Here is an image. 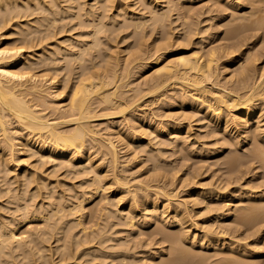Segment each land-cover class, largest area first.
Wrapping results in <instances>:
<instances>
[{"label":"bare ground","instance_id":"obj_1","mask_svg":"<svg viewBox=\"0 0 264 264\" xmlns=\"http://www.w3.org/2000/svg\"><path fill=\"white\" fill-rule=\"evenodd\" d=\"M66 1H68V0H66ZM110 1V0H109ZM125 1V0H124ZM255 1V0H254ZM257 1V0H256ZM255 1V2H256ZM254 2V4L256 5V3H258V2H260L259 0L255 3ZM264 1H262V3H263ZM61 3H63V2H61ZM60 3V4H61ZM83 3H86V1L84 2H82L81 4L83 5ZM261 2L260 3H258V4H260L261 6H260V8H258L257 6H259L258 4L255 6V7H253V8H256L257 7V11L256 10H254V11H256L257 13L259 12L258 11V9L260 10L261 8H262V4ZM81 4H79V5H81ZM110 4V3H109ZM241 4V3H240ZM59 1L58 0H0V180H1V182L2 183H0V185H2V187H0V202H1V200L4 198L5 200H7L8 198V200L6 201V202H4V201H2V203H0V204H2L1 206H0V209L2 210V208L4 207H8V209H10V211L12 210V208H10L9 207V205H6V204H10V202H12L11 204H13V206H15V205H17V203H18V200H19V198H21L20 197V195L18 196H15V192L14 191H16V194L18 193L17 192V190H18V187H17V185L18 184H16V183H18L20 180H19V178H28V180H29V182L31 183V181H32V183L33 182H36V186H35V190L33 191V190H31L30 191V189L28 188V186H27V188L29 189V191H30V194H28V195H30V199L32 198L33 199V201H35V200H37L38 198L37 197H39L40 195H44V194H42V189L44 188L45 189V187H47L48 186V184L46 183V178H47V176H41L40 174H39V172L40 171H38L37 173H36V164H34V167L35 168H32V169H29V163H28V160H30V157H33V156H38L37 158H39L38 160H40V161H38V162H40V165L41 166H43L44 164H45V162H46V160H51L52 162H54V161H56L57 163H58V161L60 160L61 162L63 161V162H67V164L68 163H71V164H68V166L71 168V165H75L74 163H76L77 161L79 162V161H81V162H85L86 163V161L87 162H89L90 160L92 161L93 159H91V157L93 156L92 155V153L94 152H92V153H89L90 152V150H91V147H90V145H92V144H95L96 145V152H94V154H96L97 152L99 153H101V158L103 159V161H102V159H101V162H104V160H106L107 162H106V165L107 164H109V165H107V166H109V168H110V173L112 172V177H110L111 175L109 174V173H107V174H109V175H107V174H105V172H101L102 174H98V181H99V184H100V182H102V181H104V180H106L107 178H110L109 179V182H106V184H103L102 186H97L98 188H100L102 191H104V192H106L107 190H110V186H112V185H116L115 187H117L118 189H124V188H126V193H127V195L126 196H124L123 197V199H125L126 198V200H127V202H126V200H125V202H126V204H124V205H121V206H119V202L121 201L122 202V198H115V200H117V201H115V202H113V203H115L116 204V207H114L116 210H113V211H115V213L117 212V217H120V215H121V217L123 218V216H124V218L126 217V219H128V221H126V222H128V225H129V223L130 224H132V227H134L135 225H136V222L137 221H139V220H136V219H138V217H137V215H139V214H137V213H139V212H141L142 210H146V208L147 207H149V205H151V204H149V201L151 200L150 198H153L154 196H158V195H160L161 197L162 196H164V198L166 199V200H164V201H166L168 204H169V201H170V199L171 198H175V197H177V191L176 190H179V189H176V190H167V187L169 186L170 187V185L168 184V186L166 187V182H168V180L165 182V183H161L160 181H161V179H164V178H166L165 177V174L164 173H169V170H172L173 169V167H172V169L171 168H168L167 166H169L168 164H167V166H166V164H165V167L167 168V169H169L168 171L167 170H164V169H160V168H162V165L165 163H163V164H158L159 166H160V168L156 165V168L158 167L159 169H160V171H159V173H158V171H157V169L156 168H153V165H152V167H151V170H152V168L153 169H155V171H157L155 174L156 175H154L153 177L158 181L157 183H158V185H155V187H153V186H151V185H153V184H151V185H149V184H147V183H144V185H142V186H139V187H137L136 186V188H129L127 185H128V182H126V181H128V180H125L126 178H124V176H123V178H122V176L120 175V173H118L117 174V170H116V168H117V166L119 165V163H118V159L120 158L119 156H121V155H119V151H121V149L119 150L118 148H119V146L117 145V143L115 144V142L113 141L114 139H115V137L117 136V134H116V136H114V138L113 137H110V135H112V133L110 132V133H108L107 134V132H109V130L108 129H113V128H115V127H112V126H114V125H112V124H114L115 122V120H117V119H119V118H121V117H127L126 115H127V113H128V111H131L133 108H136L135 106H138L139 104L138 103H140L139 101L141 100V98L142 97H145V96H148V97H155V96H158V98H160V97H163V96H165V94H167V92H168V96H169V91L171 90V91H174L175 92V94H176V96H177V98L179 99L177 102H179V104H181V105H184V104H186L187 102H190L191 104L190 105H192V106H195V107H197L198 109H199V112H201L202 114H203V116H204V118L206 117V118H209V120H211L212 122H215V123H217L218 124V127L216 128V130L218 129L219 131H221V130H224L231 138H232V140H235V142L237 143V145L239 144H243V143H246V142H248V144H250L252 141H254V140H252V136L251 135H249L248 136V138H244V139H238V137H236V136H234V135H232V133H233V131L235 130V132L236 133H240V134H242L241 132L243 131V132H246V133H251V131H254V130H252L251 128H250V124H252L253 123V121H255V122H259L260 124H261V122H263L264 121V68H263V70H261V71H259L258 73H260V76H259V74L257 73V75L259 76L258 78L255 76L256 75V72H255V74L253 75V73L252 72H254V70H256V68H254L256 65H255V63L253 62V59H256V58H247V56L249 57V55L251 56V54H249V51L248 50H246V51H243L242 52V54L240 53V55H237V53L238 52H240L242 49H245L244 47H245V45L247 44V40L248 41H250V39H251V36L253 35H243V34H241V33H243V32H245V31H248L249 30V28L251 29H254L255 30V28L258 30V28L260 29V28H262L263 29V27H264V12H263V10H264V7H263V10H262V12H259V14H257V13H253V9H252V13L250 14L251 15V19H250V21H249V19H248V21L246 20L245 22H247L248 24H245V25H252V26H254V28L253 27H248V26H245L244 25V27H243V23L241 22V26L239 25V24H237V27H236V25H234L233 27H231L232 29H234L233 30V38L234 37H236V38H234V39H231L230 41L231 42H229V44H227L226 45V47H222V45H221V49H224L225 50V54H224V56H230L229 57V63H226V64H224L223 65V67H227L228 65H230V62L231 63H233L234 61H235V59H237V58H239L240 59V61H242V66H241V70H239V75H240V77L239 76H237V78H238V82H237V84H235L236 82H234V84H235V86L233 87L232 86V84H231V82H230V84H231V88H229L228 89V87H226L225 88V86L226 85H224V86H221L220 84H216V83H214V84H216V85H214V84H212L213 82L212 81H214V79H216L217 77H219V74H220V66L218 65L219 64V62H220V60L222 59V57H223V55H222V51L220 50V49H218V48H215V46H214V48H210L206 53V55H203V54H200V52H197L198 50H196V51H194L193 52V54H188V55H184V54H180V55H178V57L177 56H175V60H174V57L172 58V59H170L169 58V60L167 59V62H165V60L164 61H162L163 60V57L164 56H166V55H168L170 52H171V49L173 48H171L170 49V44L168 43V44H166L167 42L166 41H169L171 38H170V36H167L166 35V37H164V38H162V39H164V40H162L161 38V40L163 41V43L164 42H166V43H162V45H159L158 46V48H157V52L155 53V54H151V55H149V56H145L147 53H145L144 51H146V49H145V47H144V43H143V40H144V38L142 39V36H140L139 35V41H137V40H135L136 41V43L138 44L137 46H136V48H135V50L133 51L134 53H132V55H135V57H134V59H132L130 62H128V65L129 64H131L133 61L135 62L136 60H141V61H147V63L145 62V63H141L140 64V68H147L148 66H150V65H154V66H156V68H154V70H153V72L152 73H150V76H145L144 78V81H145V85H143L144 87L146 86V88H145V90H142L141 89V87H140V89L139 88H132L131 90H133V92L134 93H132V95L130 96V94L128 95V93L125 91V85H126V80H124L127 76H129L130 75V69L128 70V67H127V71L126 72H124V75H123V77H122V75L121 74H119L120 72L119 71H117L115 68H113V66L114 65H111V61H112V58H114L113 56H115L116 54H115V51L114 52H112L113 54H115V55H113L110 51L112 50V48L109 50H107V51H109L110 53H107V54H105L104 55V51L106 52V50H104L103 52H98L97 50H96V52L97 53H100L99 54V56L101 55V56H103V57H105V64H104V66L103 65H100V64H98L99 62H101V61H97L98 63L96 64L95 62H96V59H95V61L93 62V64L95 63V65H100L99 67L98 66H94L91 62H89V61H92L90 58H88L87 60H88V62L89 63H91L90 65H88V66H86L87 67V69L85 70V72L83 71V72H81L80 71V74H79V76L77 75V73H76V75H77V77L78 78H76L77 79V82H75V80H74V84H73V86L71 87V89L68 91V92H66L65 93V89H66V87L68 88V86H67V84L65 85V84H63L64 83V80L62 79L61 81L63 82L62 84H61V81H57L58 79H60V78H57V79H54V78H56L55 76H57L58 74H57V70H56V66L54 67L55 69H53V65H52V63H54V61L51 63L50 61L51 60H53L51 57H49V55H50V53L52 52L53 53V51H51V50H49L50 51V53H49V55L48 56H44V55H46V54H48L47 52H46V54H44L45 52H44V49L46 48L45 47V45H43L44 43H46L48 40L50 41L52 38H54L55 36H57V33H58V30H57V32H55L54 31V29H52V28H54V27H52L51 28V26H55V21H56V19H55V16L54 17H52L53 15H55L56 13V11H52V7L51 6H53V7H58L59 8ZM81 5V6H82ZM106 5H108V4H105V6ZM149 5V4H148ZM234 5V4H233ZM236 5V4H235ZM51 8H50V7ZM77 6V5H76ZM110 6V5H109ZM111 6H114V5H111ZM149 6H151V5H149ZM148 6V7H149ZM238 6V5H237ZM241 6V5H240ZM254 6V5H253ZM108 7V6H107ZM121 9L123 10H121V12H124L123 14L125 15V13H128V8L130 7V6H127V5H125V3H122L121 4ZM154 7V6H153ZM231 7V6H230ZM68 8V7H67ZM66 8V9H67ZM71 8H73V7H71ZM70 7L68 8V10L70 11V9H71ZM109 8V7H108ZM131 8V7H130ZM155 8V7H154ZM232 8V7H231ZM63 9V8H62ZM61 9V10H62ZM118 9V8H117ZM149 9V8H148ZM236 9V8H235ZM53 10H56V9H54L53 8ZM60 10V11H61ZM91 9H89V11H90ZM37 11L38 12H42L41 14H42V16H41V20L43 21H41L42 23H44V21L46 22L45 24H43L42 25V23L40 24V22H38L39 20L38 19H36V20H38L37 21V23H38V26L40 25V26H42V27H40L39 26V28L41 29H39L38 28V26H37V24H36V26L37 27H35V29H34V26L32 25V27H31V25L29 26V25H27V28L30 30H28L27 28H21V37L18 39L19 41H20V44H18V45H15V44H17L16 42H19L18 40L15 42V41H11V40H8L9 38V36H10V34L14 31V29L12 28L13 26H14V28H16V26H19V27H17L18 29L20 28V25H21V22L22 21H24V24H25V20H27V19H25V20H21V19H23V17L24 16H28L29 18H30V15H32V16H34V14L36 15L37 14ZM64 11V10H63ZM62 11V12H63ZM66 11V10H65ZM88 11V10H87ZM106 11H107V9H106ZM261 11V10H260ZM62 12H60V13H62ZM67 12V11H66ZM65 12V13H66ZM91 12V11H90ZM90 12H88L89 14H90ZM108 12V11H107ZM118 12H119V10H118ZM132 12V11H131ZM150 13V16H152V19L154 18L155 20H156V22L155 23H159V22H161V24L162 25H165V26H163V27H168V26H166V24H165V22L167 21L166 20V17H168V13L167 12H160L158 9H152L151 8V10L149 11ZM55 13V14H54ZM58 13H59V11H58ZM87 13V14H88ZM263 13V14H262ZM38 14H40V13H38ZM50 14H52V16L50 15ZM63 14H64V12H63ZM93 14V13H92ZM131 14V13H130ZM252 14H257V15H252ZM69 14H67V16H68ZM78 15V14H77ZM76 15V16H77ZM80 15L82 16V14H80L79 13V15H78V18L80 17ZM119 15H120V13H119ZM249 15V16H250ZM57 14H56V18H57ZM59 16H62V15H59ZM59 16H58V19H59ZM66 16V17H67ZM105 16H107L108 17V15H104V17ZM113 16H115V15H113ZM249 16H246L247 18H250ZM28 17H26V18H28ZM110 17V16H109ZM143 17V16H142ZM28 18V20L30 21L31 19H29ZM35 18H37V17H35ZM62 18H64V16L62 17ZM106 18V17H105ZM113 18V19H112ZM111 19L112 20H115L114 19V17H112ZM150 18V17H149ZM241 18V17H240ZM246 18V19H247ZM18 19H20L21 20V22L19 23V21H17ZM65 19V18H64ZM80 19V18H79ZM102 20V18H98V20ZM133 19V18H132ZM242 19V18H241ZM244 19V18H243ZM32 20H34V21H32V22H34V25H35V19H32ZM60 20V19H59ZM59 20H58V22H59ZM99 20V21H100ZM138 20H139V18H137V22H136V24L135 25H137V26H139L138 25ZM143 20V19H142ZM145 20H146V18H145ZM17 21V23L18 24H14V22H16ZM29 21H27L26 22V24L29 22ZM85 21H87V20H85ZM95 22V20L92 22L91 21V23L93 24V23H99L98 25H101L102 26V28H103V24L105 23H100V22H102V21H100V22ZM133 21H135V19L133 20ZM140 21V20H139ZM153 21V20H152ZM31 22V21H30ZM55 22V23H54ZM84 22V21H83ZM114 22V21H113ZM113 22H111V23H113ZM142 22V21H141ZM140 22V23H141ZM244 22V23H245ZM23 23V22H22ZM53 23H54V25H53ZM86 23V22H85ZM143 23H144V21H143ZM26 24H25V27H26ZM91 24V25H92ZM95 24H93L94 26V28H97V24L95 25ZM160 24V23H159ZM160 24V25H161ZM16 25V26H15ZM23 25V24H22ZM21 25V26H22ZM56 25H57V23H56ZM59 25V24H58ZM77 25H79V24H77ZM85 25V24H84ZM127 25H129V24H127ZM126 25V26H127ZM140 25H142V24H140ZM238 25H239V27H238ZM31 27V28H29V27ZM80 26V25H79ZM83 26V25H82ZM96 26V27H95ZM101 26H98V27H101ZM108 26H109V24H108ZM107 26V27H108ZM130 26V25H129ZM128 26V27H129ZM136 26V27H137ZM23 27V26H22ZM81 27V26H80ZM87 27V26H86ZM135 27V26H134ZM142 26H139V29L141 28ZM57 28V27H56ZM61 29H62V27H60ZM84 28V27H83ZM93 28V29H94ZM114 28H116V27H114ZM188 28V29H187ZM186 29H187V31L186 32H184L185 34H186V36L184 37L186 40H188V37H189V39H191L190 38V36L191 37H193V35H192V33H196V34H199V32H197V29H196V31H195V29H193L192 28V26L191 25H189V27H187ZM246 28H248L247 30H245ZM18 29H17V32H18ZM74 29V28H73ZM99 29V28H98ZM109 29V28H108ZM120 29V28H119ZM124 29V28H123ZM123 29H121V30H123ZM136 29H138V27L136 28ZM139 29H138V32H139ZM168 30H170L169 29V27L167 28ZM232 29H230V33L232 34ZM251 29V30H252ZM63 30V29H62ZM62 30H61V32H62ZM65 30V29H64ZM72 30V29H71ZM96 30V29H95ZM100 30L101 29H99V31L97 30L96 32H94V35H93V31L91 32V33H89L90 34V37H91V35H92V37L94 38V41H96L95 39H97L98 37H96L95 38V34L97 35L99 32H100ZM114 30V29H113ZM165 30V29H164ZM256 30V31H257ZM69 31V30H68ZM103 30H101V32H102ZM107 31V30H106ZM115 31V30H114ZM117 31H119V30H117ZM136 32H137V30H135ZM199 31V30H198ZM19 32H20V29H19ZM60 32V33H61ZM89 32V31H88ZM112 32V31H111ZM116 32V31H115ZM121 32V31H120ZM137 32V33H138ZM165 32V31H164ZM167 32V31H166ZM170 32H172L171 30H170ZM250 32V31H249ZM15 33H16V29H15V32H13L12 34L13 35H15ZM36 33H39V35H36ZM64 33V32H63ZM62 33V34H63ZM69 33H72V32H69ZM117 33V32H116ZM139 33H141V32H139ZM138 33V34H139ZM168 33V32H167ZM166 33V34H167ZM194 33V34H195ZM201 33V32H200ZM248 33V32H247ZM62 34H60V35H62ZM77 34V33H76ZM85 34V33H84ZM113 33H111L110 35H112ZM230 34V36H232ZM16 35H19V34H16ZM75 35V34H74ZM99 35V34H98ZM170 35H172V33L170 34ZM20 36V35H19ZM69 36V35H68ZM84 36V35H83ZM86 36V35H85ZM84 36V37H85ZM100 36V35H99ZM113 37L115 36V35H112ZM202 36H203V34H202ZM248 36H250V39H249V37ZM15 37V36H14ZM59 37V36H58ZM71 37H74V36H72L71 35ZM71 37H69L68 39H67V42H69V44H67V45H69L68 47H70L71 49L73 48L74 49V47H76V45L73 47V45H74V42H72V40H74V39H72ZM77 37V36H76ZM79 37H81V34H80V36ZM102 38H103V36H101ZM105 37V36H104ZM108 37V36H107ZM110 37V36H109ZM204 37V36H203ZM261 37V36H260ZM66 38V37H65ZM78 38V37H77ZM82 38V37H81ZM86 38H87V36H86ZM262 38V37H261ZM13 39V38H12ZM15 39H17V38H15ZM56 39H57V37H56ZM85 39V38H84ZM99 39H100V37H99ZM104 39H106V38H104ZM114 39V38H113ZM142 40V42H141V40ZM14 40V39H13ZM66 40V39H65ZM86 40V39H85ZM109 40H110V38H109ZM112 40V39H111ZM184 40V39H183ZM64 41V40H63ZM79 41V40H78ZM84 41V40H83ZM88 41V40H87ZM90 41H91V39H90ZM97 41H98V39H97ZM100 41H102L103 42V40L102 39H100ZM100 41H98L99 43H102V42H100ZM113 41V40H112ZM171 41V40H170ZM181 41H182V39H181ZM185 41V40H184ZM184 41H182V42H184ZM201 41H204V39L201 37ZM258 41V40H257ZM12 42H15L14 43V45H13V43ZM57 42V41H56ZM76 42V41H75ZM89 42V41H88ZM106 42V41H105ZM158 42V41H157ZM187 42V41H186ZM11 43V44H10ZM51 43V42H50ZM52 43H54V42H52ZM51 43V48H52V50H54L55 52H57L58 50H60L59 49V46H56L58 49H57V51H56V48H55V44L53 45ZM65 43V42H64ZM70 43H72V44H70ZM81 43V42H80ZM96 44L97 42H93V44ZM159 43V42H158ZM171 43V42H170ZM188 43V42H187ZM202 43V42H201ZM248 43H250V42H248ZM49 44V43H48ZM61 44H62V42H61ZM61 44H60V42H59V45L61 46ZM82 44V43H81ZM93 44L91 43V48L92 47H94L92 50H94V49H97V47H98V45H100V44H97V45H94L93 46ZM105 44V43H104ZM114 44V43H113ZM161 44V43H160ZM172 44H173V42H172ZM180 44H182V43H180ZM53 45V46H52ZM57 45V44H56ZM63 45V44H62ZM66 45V46H67ZM72 45V46H71ZM106 45V44H105ZM248 45V44H247ZM42 46H44L43 48H42ZM47 46V45H46ZM66 46H65V48H66ZM83 46V45H82ZM86 46H88V45H86ZM85 45L83 46V47H81V45H80V47H78L79 49V51H80V49L81 48H83V49H81V52H79V55L77 56V58L79 59V61L81 62V64H80V62L78 63L79 64V66L80 65H82V62H83V59H84V53L85 52H87L88 50V52L86 53L87 54V56L85 57V58H87V57H91L90 56V53L89 52H91V48H89L88 49V47H90V44H89V46L88 47H86ZM96 46V47H95ZM112 46V45H111ZM156 46H157V44H156ZM172 46V45H171ZM177 46V45H176ZM179 46V45H178ZM184 44L183 45H180V47L181 48H184ZM255 46V45H254ZM257 46V45H256ZM54 47V48H53ZM67 47V48H68ZM106 47H108V44L106 45ZM115 47V46H114ZM247 47V46H246ZM49 48V47H48ZM63 48H64V46H63ZM88 50H87V49ZM99 48H100V50L102 51V48L99 46ZM186 48V47H185ZM248 48V47H247ZM253 48V47H252ZM256 48V47H255ZM72 49V50H73ZM115 49V48H114ZM149 49H150V47H149ZM202 49V48H201ZM199 50V51H201V53H202V50ZM46 50V49H45ZM61 50H65V49H62L61 48ZM87 50V51H86ZM48 51V50H47ZM63 51H62V54H64L63 53ZM65 51H67V49L65 50ZM68 51H69V49H68ZM74 51H76V49L74 50ZM253 50L251 49V52H252ZM42 52V56H40V53ZM94 52V51H93ZM93 52L91 53V55H93ZM153 52V51H152ZM173 52V51H172ZM196 52V53H195ZM51 53V55L50 56H52L53 54ZM58 53V52H57ZM66 53V52H65ZM70 53L71 54H69V55H72V53L73 52H71V50H70ZM89 53V54H88ZM143 53H145L144 54V56H143ZM182 53H184V52H182ZM189 53H192V51L191 52H189ZM59 54V53H58ZM205 54V53H204ZM89 55V56H88ZM232 55V56H231ZM57 56V55H56ZM56 56H52V57H56ZM60 56V55H59ZM64 56V55H63ZM65 56H67V54L65 55ZM94 56H96V54H94ZM68 58H72V60H73V58L75 59V53H74V55H73V57L72 56H67ZM83 57V58H82ZM177 57V58H176ZM50 58H51V60H50ZM61 58V57H60ZM67 58V59H68ZM94 57H92V59H93ZM98 58V57H97ZM133 58V57H132ZM226 58V57H225ZM54 59H56V58H54ZM58 59V58H57ZM77 59V60H78ZM101 59V58H100ZM103 60L102 61H104V58H102ZM114 59H116V58H114ZM113 59V60H114ZM224 59V58H223ZM76 59H75V61H77ZM87 60H86V62H87ZM94 60V59H93ZM117 60V59H116ZM69 61V60H68ZM115 61V60H114ZM239 61V60H238ZM246 61V62H245ZM57 62V61H56ZM55 62V63H56ZM70 62V61H69ZM69 62L66 64L67 65V68H68V65H69ZM78 62V61H77ZM87 62V63H88ZM243 62H245L244 63V65H243ZM73 63V62H72ZM88 63V64H89ZM117 63H119V62H117ZM223 63V62H222ZM253 63H254V65H253ZM52 66H51V65ZM70 64H71V62H70ZM75 64V63H74ZM127 64V63H126ZM133 64V63H132ZM131 64V65H132ZM240 64V63H239ZM71 65H73V64H71ZM70 65V66H71ZM118 65V64H117ZM136 65V64H135ZM101 66H102V68H101ZM125 66V65H124ZM64 67V66H63ZM63 67H60V68H63ZM104 67V68H103ZM115 67V66H114ZM117 67V66H116ZM135 67V66H134ZM138 67V66H137ZM259 67H261V66H259ZM79 68V67H78ZM83 68V65L81 66V68H80V70H83L82 69ZM101 68V69H100ZM59 69V68H58ZM75 69H77V68H75ZM123 69V68H122ZM126 69V68H125ZM132 69V68H131ZM139 68H137V70H138ZM224 69V68H223ZM259 69V68H258ZM55 71V73L57 74V75H53V76H50V75H52L51 74V72L52 71ZM71 70L73 71L74 69H72L71 68ZM133 70V69H132ZM145 70V69H144ZM149 70V69H148ZM60 71V70H59ZM58 71V72H59ZM76 71V70H75ZM222 71V70H221ZM226 71V70H225ZM258 71V70H257ZM69 72H70V70H69ZM146 72V71H145ZM151 72V71H150ZM60 74V73H59ZM68 74V73H67ZM70 74V73H69ZM144 74V73H143ZM149 74V73H148ZM232 74V73H231ZM235 74V73H234ZM60 76V75H59ZM58 76V77H59ZM64 76H66V75H64ZM71 76V75H70ZM75 76V75H74ZM73 76V77H74ZM256 77V78H254V77ZM17 77H22V79H18ZM49 77V78H48ZM67 77H68V75H67ZM64 78V77H63ZM69 78V77H68ZM127 79V78H126ZM218 79V78H217ZM229 79V78H228ZM53 80H55V81H53ZM69 80V79H68ZM234 80V79H233ZM129 81V80H128ZM226 81V80H225ZM231 81V80H230ZM221 82H224V81H221ZM220 82V83H221ZM144 83V82H143ZM225 84L226 83H228L227 81L226 82H224ZM233 83V82H232ZM66 86V87H65ZM128 86V85H127ZM142 86V87H143ZM133 87V86H132ZM65 88V89H64ZM141 90V91H140ZM142 91H145L143 94H141L142 93ZM170 91V92H171ZM127 93V94H126ZM68 95V96H66L65 97V95ZM125 94L126 95H128V97L127 96H125ZM172 95V94H171ZM174 96V95H173ZM172 97V96H171ZM157 98V97H156ZM148 99V98H147ZM154 100H156V99H154ZM161 100V99H160ZM167 100V99H166ZM172 100V99H171ZM175 100H177V99H175ZM156 101H158V100H156ZM148 102H150V101H148ZM167 102V101H166ZM164 103V102H163ZM171 103V102H170ZM169 104V103H168ZM177 104V103H176ZM151 105V104H150ZM163 105H165V104H163ZM163 105H162V107H163ZM178 105V104H177ZM189 105V104H188ZM141 106V105H140ZM170 106V105H169ZM152 107V106H151ZM150 107V108H151ZM180 107V106H179ZM142 108V107H141ZM154 108V107H153ZM149 109V108H148ZM157 109H158V107H157ZM162 109V108H161ZM198 109H196V110H198ZM136 111V110H135ZM139 111V110H138ZM144 111V110H143ZM155 111V110H154ZM153 111V112H154ZM157 111H159V110H157ZM165 111V110H164ZM177 111V110H176ZM153 112L151 111V113L153 114ZM161 112V111H160ZM166 112V111H165ZM196 112H198V111H196ZM195 112V113H196ZM145 113V112H144ZM175 113V112H174ZM193 113H194V111H193ZM152 114H150V117H151V115ZM164 114V113H163ZM168 114V113H167ZM170 114V113H169ZM181 114V113H180ZM149 115V114H148ZM154 115V114H153ZM157 115V114H156ZM155 115V116H156ZM191 115V114H190ZM195 115H197V113L195 114ZM128 116H131V115H128ZM136 116V115H135ZM155 116H154V118H155ZM158 116V115H157ZM156 116V117H157ZM164 116V115H163ZM186 116V115H185ZM184 116V117H185ZM188 116V115H187ZM200 116V115H199ZM138 117V116H137ZM143 117V116H142ZM141 117V118H142ZM158 117H161V116H158ZM166 114H165V116H164V118L166 119ZM183 117V116H182ZM140 118V119H141ZM146 118H147V116H146ZM145 118V119H146ZM169 119L171 118V115H170V117H168ZM180 117L178 116V119H179ZM204 118H202V119H204ZM129 119H130V117H129ZM139 119V118H138ZM137 119V120H138ZM144 119V120H145ZM148 119H149V117H148ZM147 119V120H148ZM162 119V118H161ZM172 119V120H171ZM170 119V121H168V122H166L165 124H163V122L162 123H159L160 124V126H155V128H154V131H159V133H166L165 135H167L168 136V138L169 139H176L175 141H180L179 140V138H182L183 137V135L186 133L187 134V132H189L190 131V129H191V127H187L188 125H185V123L183 124V123H180L181 121H178V123H177V119H173V117ZM185 119V118H184ZM199 119V118H198ZM201 119V120H202ZM100 120H102V121H106L107 122V124L108 125H106L107 126V132H106V136H104L102 133L100 134V129H98V125L95 123V122H97V121H100ZM130 120H132V118L130 119ZM188 120V119H187ZM200 120V119H199ZM235 120H237V124L235 123L236 121ZM151 121H153V120H151ZM157 121H160V119L159 120H157ZM157 121H156V123H157ZM182 121H183V118H182ZM185 122H186V120H184ZM219 121V122H218ZM101 122V121H100ZM114 122V123H113ZM150 122V121H149ZM161 122V121H160ZM189 122V121H188ZM209 122V121H208ZM123 123V122H122ZM133 123V122H132ZM136 123V121L134 122V124ZM156 123H155V125H156ZM225 123V124H224ZM231 123H232V125H231ZM235 123V124H234ZM264 123V122H263ZM99 124V123H98ZM105 124V123H104ZM117 124V123H116ZM221 124V125H220ZM223 124L224 125H226L225 126V128L223 127ZM234 124V125H233ZM127 125V124H126ZM152 125V124H151ZM257 126H258V124H256ZM101 126V125H100ZM121 126V125H120ZM192 126V125H191ZM261 126V125H260ZM262 126H263V124H262ZM124 127V126H123ZM126 127V126H125ZM139 127L141 128V126H138L137 128L139 129ZM149 127V126H148ZM101 128V127H100ZM104 128V127H103ZM119 128V127H118ZM128 128V127H127ZM173 128V129H172ZM215 128V127H214ZM213 128V129H214ZM260 128V127H259ZM117 129V128H116ZM122 130H124L123 128H121ZM168 129H172V130H168ZM255 129V128H254ZM257 129H258V127H257ZM256 129V131L257 132H255L254 134L257 136V137H261V134H264V133H261V132H264V127H262V129L260 128V129H258L257 130ZM126 130V129H125ZM128 130V129H127ZM141 130H142V128H141ZM149 130V129H148ZM147 130V131H148ZM114 131V130H113ZM117 131H119V130H117ZM116 131V132H117ZM132 131V130H131ZM140 131V130H139ZM146 131V130H145ZM102 132V131H101ZM127 132V131H126ZM150 132V131H149ZM148 132V133H149ZM105 133V132H104ZM121 133V132H120ZM131 133V132H130ZM134 133V132H133ZM136 133V132H135ZM139 133H141V131L139 132ZM235 133V134H236ZM261 133V134H260ZM126 136H127V134L126 133H124ZM122 135L123 137H121L119 134V136H120V138H122L121 140H122V142H123V138L125 137V135ZM145 134H147V133H145ZM231 134V135H230ZM144 135V133L141 135V136H143ZM150 135V134H149ZM154 135V134H153ZM119 136H117L118 138H119ZM128 136H130L129 134H128ZM135 136V135H134ZM148 136V135H147ZM164 136V135H163ZM195 136V135H194ZM246 136V135H245ZM150 137H151V135H150ZM188 137H191V136H188ZM262 137H264V136H262ZM262 137H261V139H260V141L262 140ZM126 138V137H125ZM127 138H129V137H127ZM131 138V137H130ZM132 139V138H131ZM139 139V138H138ZM149 139V138H148ZM152 139V138H151ZM154 139V138H153ZM165 139V138H164ZM183 139V138H182ZM187 139V138H186ZM254 139V138H253ZM126 140V139H125ZM124 140V142L126 143L127 142V140L125 141ZM134 140V139H133ZM133 140H131V142L133 141ZM189 140V139H188ZM228 140V139H227ZM252 140V141H251ZM264 140V139H263ZM119 141V140H118ZM148 141V140H147ZM152 141V140H151ZM174 141V140H173ZM182 141V140H181ZM184 141V140H183ZM123 142V143H124ZM128 142H130V141H128ZM127 142V145L129 144ZM131 142H130V146H132L133 144H131ZM227 142V141H226ZM230 142V141H229ZM262 142V141H261ZM176 143V142H175ZM183 143V142H182ZM187 143V142H186ZM224 143V142H223ZM255 143V145L253 144V146H254V149H249L248 151H244L243 152V150H241L242 148H240V150H234L233 149V151H236L235 152V154H232L231 155V157H229L230 156V152H228V153H230L229 155H228V157L230 158H228L227 156V158L229 159V166H230V172H227V173H229V174H227L228 175V177L227 178H225L224 179V184L222 185V187H220V186H218V187H216V184H215V187L213 188L212 187V189L211 188H209V187H211V186H209V187H207V189H204V184L206 183H203V182H194L192 179H190V180H192L193 182H194V187L190 190V192H189V194H188V196H190V197H192L193 198V200L195 201V197H196V201H195V203L196 204H200V201H202V202H206L207 204V206H205V208L206 207H209V209H211L212 211H215V214L216 213H218V211H220V203H222V202H225L226 203V206H227V209L225 210V214H224V216H225V218H228V217H231V215H232V217H234L235 216V218H238V219H236V221H237V224H235V226L234 227H236L237 228V230L238 229H240V228H244L245 227V229H247V230H251V231H254V232H252V235H255V236H257V240H259V241H257V246H260L261 245V247H258V248H248V242L245 244L244 243V241H243V239H242V241H243V243L245 244H243V245H241L238 241H240V237L241 236H239V235H234V234H237L236 232H234V231H236V230H234L235 228H233L232 229V226H230L231 228H228V226L227 227H224V230H223V228L222 227H220L222 230L221 231H223V232H221V234H220V232H218V231H216V230H219V229H216L215 231L212 229V225H214V223L213 222H211V223H213V224H208V222H207V226L205 225V221H200V223L201 224H199L198 225V223H197V226H195V224L193 225V227H194V230L191 232V234L189 233V236H187V233H188V231H187V229L186 228H189V226L187 225V223H188V221L190 220V219H192V217H190L189 218V213H186V211L188 210H186L185 211V209H183V208H180L181 206L180 205H182L183 204V202L182 201H178V202H176V204H178V206H177V209H175L174 211V215L172 214H167L165 217H164V219H166L167 220V222L168 221H172V223H176V224H178V226L177 227H179V228H181V229H179V228H177V229H179L180 231V233L182 234H178V233H173L174 234V237H173V235H172V237H170V238H167L168 236L167 235H170L171 233H166V230H165V228H163V230H165V232L163 231H160L161 230V228H162V226H161V228H160V232L159 233H163V235H164V233L165 234H167L166 236L167 237H165V235H164V237H165V239H167L166 241L168 242V241H173V243L172 244H175V243H177V245L178 244H180V245H178V247L179 246H182L181 244H182V242H183V244H184V242L186 241V240H190V244L189 245H187L186 247H188V248H193V251L195 250H197L195 253L194 252H192L191 250H183L184 248V246H182V248H181V250L179 249H177L178 247L176 246V244H175V246L177 247H175L176 248V250H178L177 252L175 251V248L173 247V245L172 244H169V245H172V247L174 248V253H172V254H174L173 255V257H172V254L171 255H169V256H171V258L170 257H167V255H166V257H167V259H171V260H167V259H165L166 257H164V259L165 260H163V261H165V262H167L166 264H204V263H207V262H205L206 260L205 259H207L206 257L208 256L209 257V255H207L208 253H205V251H204V253L207 255H205L204 254V257H205V259H203L204 257H203V250H205V249H209L210 247H214L215 248V251L213 250V249H211V250H213L214 252H218V253H215V255H217V256H215V255H212L210 258L211 259H215V258H217L218 256H220V259H219V257H218V260H221V261H218L217 259L216 260H214V264L216 263L215 261H217L218 262V264L220 263V262H222L221 264H259V262L261 261V259H262V254H263V252H264V246H263V244H261V241H260V238H262V236L264 235L263 233H264V228L262 229L261 227L263 226L262 224H263V222H264V190L263 191H257L258 190V188H260V186H255V187H257V190H255L256 188L254 187V185H249L248 187H246V186H244L243 187V185H242V180L245 178L244 176H245V174L246 173H248V172H251L252 170H251V167H250V165H257V164H259V166H256L255 168H254V171H255V169H257L258 170V168L259 167H261V168H263V170H264V147L263 148H261L262 147V145L264 146V142L263 143H260L259 144V142H257L258 143V145L259 146H257L256 144V142H254ZM121 144V143H120ZM145 144V143H144ZM147 144V143H146ZM150 144V143H149ZM160 144V143H159ZM176 144H178L179 145V143H176ZM185 144V143H184ZM184 144H181V145H183L184 146ZM222 144V143H221ZM228 144V143H227ZM232 144V143H231ZM148 145V144H147ZM234 145V144H233ZM236 145V144H235ZM234 145V146H235ZM244 145V144H243ZM251 145V144H250ZM93 146V145H92ZM123 146V145H122ZM154 146V145H153ZM156 146V145H155ZM165 146V145H164ZM222 146V145H221ZM224 146V145H223ZM227 146V145H226ZM226 146H224V147H226ZM230 146V145H229ZM228 146V147H229ZM232 146V145H231ZM246 146V145H245ZM257 146V147H256ZM261 146V147H260ZM88 147H90V149H89V152H88ZM121 147V146H120ZM124 147V146H123ZM128 147V146H127ZM179 147V146H178ZM233 147V146H232ZM258 147H260V148H258ZM125 148V147H124ZM123 148V149H124ZM145 148V147H144ZM147 148V147H146ZM145 148V149H146ZM155 148V147H154ZM177 148V147H176ZM192 148H193V146H192ZM197 148V147H196ZM235 148V147H234ZM238 148V147H237ZM95 149V148H94ZM148 149V148H147ZM245 149V148H244ZM246 149H247V146H246ZM186 150V149H185ZM231 150V149H230ZM124 151V150H123ZM145 151V150H144ZM149 151V150H148ZM152 151V150H151ZM156 151V150H155ZM220 152H221V149L219 150ZM240 151H242V153L240 152ZM147 152V151H146ZM162 151H160V153H161ZM164 152V151H163ZM187 152V151H186ZM185 152V153H186ZM191 152V151H190ZM215 152V151H214ZM238 152V153H237ZM125 153V152H124ZM149 153V152H148ZM219 153V152H218ZM225 153V152H224ZM162 154V153H161ZM187 154V153H186ZM189 154V153H188ZM209 154V153H208ZM215 154V153H214ZM220 154V153H219ZM152 155H154V152H153V154ZM191 155V154H190ZM234 155V156H233ZM97 156V155H96ZM214 156V155H213ZM222 156V155H221ZM94 157V156H93ZM92 157V158H93ZM100 157L98 158V159H100ZM125 157V156H124ZM133 157V156H132ZM149 157H150V155H149ZM158 157V156H157ZM156 157V155L154 156V158L156 159L157 158ZM160 157V156H159ZM186 157V156H185ZM190 157V156H189ZM153 158V159H154ZM219 158V157H218ZM220 158H223L224 159V157H220ZM219 158V159H220ZM32 159V158H31ZM150 159V158H149ZM148 159V160H149ZM186 159H187V157H186ZM189 159V158H188ZM54 160V161H53ZM123 160V159H122ZM127 160V159H126ZM158 160V159H157ZM206 160V159H205ZM221 160V159H220ZM226 160V159H225ZM90 161V162H91ZM129 161V160H128ZM159 161V160H158ZM218 161V160H217ZM224 161V160H223ZM29 162H31V161H29ZM37 162V163H38ZM51 162V163H52ZM89 162V163H90ZM98 162H100V160L98 161ZM100 162V163H101ZM153 162V161H152ZM156 161L154 160V163H155ZM47 163H48V161H47ZM89 163H88V165H89ZM94 163V162H93ZM153 163V164H154ZM157 163V162H156ZM213 163V162H212ZM223 163V162H222ZM226 163V162H225ZM33 164H31L30 163V167H33ZM39 164V163H38ZM49 164V163H48ZM47 164V165H48ZM54 164H55V162H54ZM53 164V165H54ZM59 164H60V166L62 165L60 162H59ZM64 165L63 166H65L66 164L65 163H63ZM81 164V163H80ZM79 163H78V165H76V169H77V167L80 165ZM105 164V163H104ZM103 164V165H104ZM122 164V163H121ZM126 164V163H125ZM56 165V164H55ZM53 166V167H56V166ZM86 165V164H85ZM96 164H94L93 165V168H91V169H94L96 166H95ZM97 165H101V167H102V164H97ZM211 165V164H210ZM222 165V164H221ZM37 166H39V165H37ZM41 166H39L40 168H41ZM52 166V165H51ZM81 166V165H80ZM79 166V167H80ZM92 166V165H91ZM122 166H124V165H122ZM128 166V165H127ZM155 166V165H154ZM45 167V166H44ZM52 167V168H53ZM69 167H67V165H66V167L65 168H69ZM75 166H72V169L74 168ZM82 167H83V164H82V166H81V169H82ZM89 167H90V165H89ZM100 167V168H101ZM120 167V166H119ZM163 167H164V165H163ZM164 167V168H165ZM170 167V166H169ZM176 167V166H175ZM174 167V168H175ZM196 167V166H195ZM58 168H60L59 167V165H58ZM62 168V167H61ZM69 168V169H70ZM87 168V167H86ZM122 168V167H121ZM119 169L120 171L122 170V169ZM196 168H199V167H196ZM202 168V167H201ZM207 168V167H206ZM39 169V168H38ZM53 169H56V168H53ZM90 169V168H89ZM102 169V168H101ZM108 169V168H107ZM180 169V168H179ZM192 169V168H191ZM190 169V170H191ZM226 169V168H225ZM49 170V169H48ZM47 170V171H48ZM83 170V169H82ZM95 170H97V169H95ZM124 171H125V169H123ZM127 170V169H126ZM129 170V169H128ZM132 170V169H131ZM199 169H197V171H198ZM227 170V169H226ZM251 170V171H250ZM256 170V171H257ZM57 171H58V169H57ZM73 171V170H72ZM72 171L70 170V171H68V175H69V172H71L72 173ZM75 171V170H74ZM81 171V170H80ZM84 171V170H83ZM83 171L81 172L82 174H84L83 173ZM85 171H87V169L85 170ZM93 171V170H92ZM99 171V170H98ZM101 171V170H100ZM135 171V170H134ZM152 171H154V170H152ZM167 171V172H166ZM173 172H174V170H172ZM188 171H189V169H188ZM195 172H196V169L194 170ZM194 171H192V175H193V179H196L197 178V176H200L201 174L199 173V172H197V173H193ZM203 171V170H202ZM261 171V170H260ZM20 172H23V174H25V175H23V176H21V174H20ZM54 172H56V171H53V172H51V173H54ZM77 172H79V169L77 170ZM77 172H76V174H77ZM90 172L91 171H89L88 172V174H90ZM93 172H95V171H93ZM123 172V171H122ZM129 172V171H128ZM173 172L171 173V174H173ZM205 172V171H204ZM259 172V171H258ZM264 172V171H263ZM18 173H19V175L21 176V177H17V175H18ZM41 174H42V172H40ZM74 173V172H73ZM72 173V174H73ZM87 173V172H86ZM127 173V172H126ZM134 173V172H133ZM188 173H190V172H188ZM200 175H199V174ZM203 173V172H202ZM226 173V172H225ZM255 173V172H254ZM37 174H39L40 176H41V178L39 177V179H40V181H39V183H37L38 182V177H37ZM44 174V173H43ZM45 174H46V172H45ZM47 174H48V172H47ZM56 174V173H55ZM198 174V175H197ZM249 174V173H248ZM49 175V174H48ZM52 175V174H51ZM71 175V174H70ZM74 175V174H73ZM93 175V174H92ZM96 175H97V172H96ZM100 175V176H99ZM126 175V174H125ZM134 175V174H133ZM168 175V174H167ZM203 175V174H202ZM201 175V176H202ZM255 175V174H254ZM260 175H261V173H260ZM263 175H264V173H263ZM53 176H55V175H53ZM67 176V175H66ZM77 176V175H76ZM88 176V175H87ZM95 176V175H94ZM175 176H176V174H175ZM186 176H188L187 174H186ZM49 177V176H48ZM51 177V176H50ZM49 177V178H50ZM153 177H151L150 176V178H152L153 179ZM170 177H171V175H170ZM172 177H174V176H172ZM171 177V178H172ZM185 177V176H184ZM188 177H190V176H188ZM53 178V177H52ZM51 178V179H52ZM67 178V177H66ZM130 178H131V176H130ZM170 178V179H171ZM175 178V177H174ZM173 178V179H174ZM177 178V177H176ZM191 178V177H190ZM139 179V178H138ZM186 179V178H185ZM264 179V178H263ZM22 180V179H21ZM27 179L26 180H23V181H28ZM66 180V179H65ZM94 182H96V179L94 178ZM136 180V179H135ZM133 181V182H136V181ZM141 180L142 179H140L139 181L141 182ZM183 180V179H182ZM189 180V179H188ZM187 180V181H188ZM251 180V179H250ZM48 181V180H47ZM57 180H55V182H56ZM63 181V180H62ZM85 181H87V180H85ZM85 181H83L84 183H85ZM138 181V180H137ZM151 181V180H150ZM163 181V180H162ZM174 181V180H173ZM186 181V180H185ZM255 181V180H254ZM259 181V180H258ZM263 181V180H262ZM22 182V181H21ZM20 182V183H21ZM29 182L27 183V185L29 184ZM54 182V183H55ZM58 183L60 182L59 180L57 181ZM56 182V183H57ZM83 182H81V183H83ZM90 182V181H89ZM132 181H130L129 180V183H131ZM144 182H147V181H144ZM154 182H155V180H154ZM154 182H152V183H154ZM188 182H190V181H188ZM260 182V181H259ZM53 183V182H52ZM56 183H55V188H56V190H57V188L58 187H56ZM74 183V182H73ZM138 183V182H137ZM151 183V182H150ZM161 185H160V184ZM173 182H171L170 184H172ZM182 183V182H181ZM183 183H184V187H187V186H185V182L183 181ZM187 183V182H186ZM209 184H210V182H208ZM246 183V182H245ZM254 183V182H253ZM22 184H23V186L21 185V187L22 188H24L25 186V184L22 182ZM33 184H35V183H33ZM45 184H47V186H45ZM50 184H51V182H50ZM61 184L62 185H64L65 184V182H64V184L61 182ZM60 184V185H61ZM92 184H94L93 182H92ZM163 184V185H162ZM191 184V183H190ZM207 184V183H206ZM256 184H258V183H256ZM59 185V184H58ZM62 185H61V187H62ZM66 185L67 184H65V187H66ZM69 185H70V183H69ZM83 185L84 184H82V187H83ZM86 185V184H85ZM90 185V184H89ZM96 185V184H95ZM101 185V184H100ZM140 185V184H139ZM188 185V184H187ZM192 185V184H191ZM211 185V184H210ZM236 185V186H235ZM237 185L239 186V187H237ZM260 185V184H259ZM264 185V184H263ZM30 186H32V185H30ZM29 186V187H30ZM45 186V187H44ZM50 186V185H49ZM52 186V185H51ZM50 186V187H51ZM68 186V185H67ZM75 186V185H74ZM86 186H88V185H86ZM94 186V185H93ZM92 186V187H93ZM109 186V187H108ZM132 186V185H131ZM255 188H253V187ZM49 187V188H50ZM71 187H73L72 185L69 187L68 186V188H69V190L70 189H72ZM89 187V186H88ZM96 187V186H95ZM94 187V188H95ZM135 187V186H134ZM172 187V186H171ZM175 187V186H174ZM183 187V190L185 189ZM235 187H237L236 189H235ZM26 188V187H25ZM26 188V189H27ZM55 188H53V189H50L51 191H48L47 193H46V195L45 196H47L50 192H53L52 190H54ZM78 188V187H77ZM81 188V187H80ZM153 188H155V189H153ZM191 188V187H190ZM19 189H21L20 187H19ZM46 189H48V187L46 188ZM67 189V188H66ZM82 190H84L83 188H81ZM96 189V188H95ZM113 189V188H112ZM58 190H61V189H59L58 188ZM68 189H67V191H66V193L69 191ZM72 190H74V187H73V189ZM76 190V189H75ZM86 190V189H85ZM24 191V189L23 190H21V192H23ZM29 191H28V193H29ZM44 191V190H43ZM47 191V190H46ZM91 191V190H90ZM93 191H94V189H93ZM96 191H98V190H96ZM101 191V192H102ZM26 191H24V194L26 195V193H25ZM63 192V191H62ZM62 192H59V193H62ZM79 192H81V191H79ZM78 192V194H79V197L81 198V195H80V193ZM87 190H86V192H83V193H85V194H83V195H86L87 194ZM56 193V191L54 192V193H50L51 195H49V196H51V198L54 196L53 194H55ZM58 193V192H57ZM58 193V194H59ZM72 193V192H71ZM70 193V194H71ZM75 193V192H74ZM108 193V192H107ZM106 193V194H107ZM124 193V192H123ZM24 194H22L21 196L23 197V196H25ZM68 194H69V192H68ZM68 194L66 195V196H68ZM77 194V193H76ZM94 194V193H93ZM102 194V193H101ZM122 194V193H121ZM120 194V195H121ZM60 195V194H59ZM59 195H56V196H59ZM62 195V194H61ZM64 195V194H63ZM62 195V196H63ZM74 195V194H73ZM82 195V196H83ZM90 195V194H89ZM103 195H104V193H103ZM180 195V194H179ZM8 198H7V197ZM27 196V195H26ZM49 196H47V197H49ZM62 196H61V198H62ZM65 196V195H64ZM63 196V197H64ZM70 196V195H69ZM68 196V198L70 199V197ZM75 196V195H74ZM91 196V195H90ZM99 196H100V194H99ZM102 196V195H101ZM105 196V195H104ZM103 196V197H104ZM29 197V196H28ZM41 197H43V199L44 198H46V197H44V196H41ZM41 197H40V199H41ZM55 197V196H54ZM76 197V196H75ZM84 197V196H83ZM87 197H88V195H87ZM102 197V198H103ZM117 197V196H116ZM181 197V196H180ZM185 197V196H184ZM190 197H189V199H190ZM7 198V199H6ZM10 198L12 199V200H15V201H12V200H10ZM25 199H26V197H24ZM37 198V199H36ZM51 198H50V200H51ZM58 198V197H57ZM60 198V199H61ZM65 198V197H64ZM67 198V200H69ZM78 199V196H77V199L79 200H77L76 202H77V207L78 206H81V204L83 203V201H85L84 199ZM86 198V197H85ZM104 198H107V197H104ZM110 198V197H109ZM156 198V197H155ZM154 198V199H155ZM18 199V200H17ZM22 199V201L24 200L23 198H21ZM29 199V198H28ZM30 199L28 200V201H30ZM32 199H31V201H32ZM35 199V200H34ZM46 199H48L49 200V198H46ZM45 199V200H46ZM55 199V198H54ZM60 199H59V201H60ZM66 199V198H65ZM64 199V201H62L63 199H61V201L64 203L65 201L66 202H70V201H67V200H65ZM113 199V198H112ZM158 199H159V197H158ZM158 199H156L157 201H158ZM188 199V200H189ZM47 200V201H48ZM89 200V199H88ZM107 200V199H106ZM109 200V199H108ZM153 200V199H152ZM155 200V201H156ZM161 200V199H160ZM175 200V199H174ZM183 200V199H182ZM20 201V200H19ZM38 201V200H37ZM57 201V199L55 200V202ZM60 201V202H61ZM74 201V200H73ZM73 201H71V202H73ZM111 201H113V200H111ZM154 201V200H153ZM152 201V202H153ZM9 202V203H8ZM16 203V204H14V203ZM23 202H27V200H24ZM22 202V203H23ZM36 202V201H35ZM43 202V201H42ZM54 201L52 202L53 204V208H54V206H55V203ZM86 202V201H85ZM102 202V201H101ZM110 202V201H109ZM172 202H174V201H172ZM186 201H184V203H185ZM191 202V201H190ZM189 202V203H190ZM193 202V201H192ZM201 202V203H202ZM6 203V204H5ZM21 203V201L19 202V204L15 207V209H16V213L14 212L15 210H12L13 212H14V215L15 214H17V212L19 211V213H23L22 214V216H20V217H23V215H24V219H25V216L27 215H30V217L29 218H31L32 219V217L33 216H35L34 215V213H36V210H34V211H32V212H30V208L32 209V208H34L33 206H31L32 205V203L30 202V205H25V203H24V205L23 204H20ZM28 203V202H27ZM38 202H36L35 204H37ZM46 203V202H45ZM50 203H51V201H50ZM59 203V202H58ZM75 203V202H74ZM104 203H105V200H104ZM154 203V202H153ZM158 203V202H157ZM175 203V202H174ZM224 203V204H225ZM241 203H243L244 205H241ZM11 204H10V206H11ZM40 204H41V202H40ZM39 204V205H40ZM43 204V203H42ZM47 204V203H46ZM48 204H49V201H48ZM62 204V203H61ZM101 204V203H100ZM99 204V206H101V205H103V204H101L100 205ZM121 204V203H120ZM167 204V205H168ZM187 204V203H186ZM204 204V203H203ZM34 205V204H33ZM38 205V206H39ZM60 205V204H59ZM67 205H68V203H67ZM74 206H75V204H73ZM83 205V204H82ZM105 205V204H104ZM165 205V204H164ZM184 205V204H183ZM182 205V206H183ZM195 205V204H194ZM3 206V207H2ZM34 206H36V205H34ZM48 206V205H47ZM57 206V205H56ZM55 206V207H56ZM61 206H63V204L61 205ZM60 206V207H61ZM66 206V205H65ZM65 206H64V209H65ZM112 206V205H111ZM157 206V204H156V202H155V204H153L151 207H156ZM171 206V205H170ZM180 206V207H179ZM193 206V205H192ZM196 206V205H195ZM220 206V207H219ZM12 207V206H11ZM43 207V210H44V205L42 206ZM45 207H46V205H45ZM50 206H48V208H49ZM60 207H58V208H60ZM66 207H68V206H66ZM76 207V208H77ZM98 207V206H97ZM107 207V206H106ZM113 207V206H112ZM111 207V208H112ZM175 207V206H174ZM183 207H185V205L183 206ZM188 207V206H187ZM186 207V208H187ZM4 208H3V211H1V212H3L2 213V215L4 214ZM36 208V207H35ZM34 208V209H35ZM57 208V207H56ZM62 208V207H61ZM69 208V207H68ZM71 208V209H70ZM68 210H71L70 212H72V206L70 207ZM75 208V207H74ZM74 208H73V210H74ZM81 209H82V206L80 207ZM110 208V209H111ZM166 208H170V207H166ZM165 207H164V209H165V211L167 210ZM189 208V207H188ZM193 208V207H192ZM196 208V207H195ZM36 209H38V208H36ZM40 209V208H39ZM38 209V210H39ZM50 209V208H49ZM67 209V208H66ZM65 209V210H66ZM149 209V208H148ZM157 209V208H156ZM173 209V208H172ZM204 209V208H203ZM6 210V209H5ZM37 210V211H38ZM46 210H48V209H46ZM54 210H56V209H54ZM76 210V209H75ZM78 210V209H77ZM82 210H84V208L82 209ZM81 210V211H82ZM96 210V209H95ZM162 210V209H161ZM169 210V209H168ZM191 210V209H190ZM190 210H188V212L190 211ZM11 211V212H12ZM59 211V210H58ZM60 211H63V208L60 210ZM67 211V210H66ZM65 211V212H66ZM80 211V212H81ZM97 211V210H96ZM101 211V210H100ZM109 211V210H108ZM149 211H150V209H149ZM158 211V210H157ZM156 211V212H157ZM165 211H163V213L165 212ZM193 211V210H192ZM192 211H191V213H192ZM207 211V210H206ZM205 211V212H206ZM0 212V213H1ZM12 212V213H13ZM40 212H42L43 213V211H41V209H40ZM52 214H50V213H48L52 218L54 217L55 218V215H54V213L53 212H55V211H53V209H51V211H50ZM65 212H63V214L65 213ZM68 212V211H67ZM65 213V214H72V213ZM78 213H79V210L77 211ZM99 212V211H98ZM105 212V211H104ZM103 212V213H104ZM9 213V210L7 211V214ZM12 213H10L9 215L11 216L12 215ZM40 214L41 216V219H42V215L45 213H43V214ZM55 213H57V212H55ZM74 213H75V211H74ZM78 213H75L76 214V216L78 215ZM114 213V215L116 216V214ZM151 213H152V210H151ZM172 213V212H171ZM198 213H201V212H198ZM198 213H196V215L198 216ZM206 213H208V212H206ZM212 213V212H211ZM6 214V213H5ZM6 214V215H7ZM26 214V215H25ZM37 214H38V212H37ZM62 214V212H61V215H63ZM63 215V216H66V215ZM94 214H96V212L94 211ZM98 214V213H97ZM155 214V213H154ZM153 214V215H154ZM202 214H204V213H201L200 215L202 216ZM220 214H222V213H220ZM1 214H0V264H11V261H10V259L12 258V259H14V262H16L15 261V258L17 259L18 257H19V260H20V254H18L17 255V253H16V251H18V249H20V250H24V251H26L25 253L24 252H22L21 253V251L19 250V252L21 253V254H26V256L29 258L30 257V255H33L34 256V254H35V256L34 257H36V254L37 253H41V255H42V250L44 249V247H45V242L47 243V242H49V241H47L48 239H50L52 236L54 237V235H57V234H59V233H57V231L55 232L54 230H50V226H48V229L47 230H49V231H46V230H43L42 228H40V229H42V231H45L44 233H46V234H44V233H42L40 230H39V232H41V235H45V236H43V237H40L39 235H38V237H31L30 238V236L32 235V234H30L31 232H32V230H31V232L30 233H28L29 231H30V229H31V227H29L30 229H25L26 231H28V232H25V230H24V234L25 233H27L26 235H28V234H30V236H26V237H20L21 235H23V234H21V232H19L21 235H19L18 234V229H17V227H19L20 225L18 224V223H16V222H14L16 219H14V218H12L13 220H7V218L9 217V216H6L5 218H6V220H4V217L2 216ZM39 215V214H38ZM57 215V214H56ZM73 216H74V214H72ZM81 215V214H80ZM80 215H78V216H80ZM98 215H100V213L98 214ZM104 215V214H103ZM123 215V216H122ZM195 215V214H194ZM209 215H210V213H209ZM18 217H19V214L17 215ZM71 216V215H70ZM68 217L69 219L71 218V217ZM144 216H146V215H144ZM217 214L215 215V217L217 218ZM220 216V215H219ZM218 216V217H219ZM12 217V216H11ZM15 218H17L16 216H14ZM19 217V218H20ZM36 217V216H35ZM35 217H33V218H35ZM50 217V219H52ZM57 217V216H56ZM66 217V218H67ZM75 217V216H74ZM96 217V216H95ZM99 217V216H98ZM108 217V216H107ZM113 217V216H112ZM112 217H110V218H112ZM116 217V218H117ZM120 217V218H121ZM128 217V218H127ZM141 217H142V215L140 216V221H141ZM148 217V216H147ZM152 217V216H151ZM178 218V219H176V218ZM195 217V216H194ZM193 217V218H194ZM199 217V216H198ZM206 217V216H205ZM220 217H222V216H220ZM37 218V217H36ZM47 219L49 218L48 217V215H47V217H46ZM66 218L65 219H63V217H58V219H60V221H61V219H63V220H65V221H67L66 220ZM79 218V217H78ZM115 218V217H114ZM114 218H112L113 220H114ZM123 218V219H124ZM200 218V217H199ZM10 219V218H9ZM38 219V218H37ZM43 219H45V217L43 218ZM93 219V218H92ZM119 219V218H118ZM123 219H121V220H123ZM145 219V218H144ZM198 219V218H197ZM203 219V218H202ZM204 219H206V218H204ZM223 219V218H222ZM222 219L220 220V221H218V222H221L222 221ZM232 219V218H231ZM17 220H19V219H17ZM21 220V219H20ZM46 220V219H45ZM45 220H44V223L46 224V222H45ZM57 220V219H56ZM103 220V219H102ZM224 220V219H223ZM27 221V220H26ZM32 221H33V219H32ZM51 221V220H50ZM49 221V222H50ZM53 221V222H52ZM51 221V224L53 223L54 224V220H52ZM72 221V220H71ZM70 221V222H71ZM77 221H79L78 219H77ZM101 221V220H100ZM123 221H125V220H123ZM123 221H122V223H121V221H120V224H124L123 223ZM165 221V220H164ZM190 221H192V220H190ZM232 221V220H231ZM234 221V220H233ZM20 222V221H19ZM56 222H58V224L59 223H61V222H59V220H57ZM56 222H55V224H56ZM68 222V221H67ZM69 222V223H70ZM73 222V224H71V226L70 225H67V223H66V225L68 226V229L70 228V227H76V225H75V223L74 222H76L75 220H73L72 221ZM71 222V223H72ZM94 222H95V220H94ZM97 222V221H96ZM103 222V221H102ZM105 222V221H104ZM103 222V223H104ZM113 222V221H112ZM117 222V221H116ZM160 222V221H159ZM169 222V223H170ZM194 222V221H193ZM197 222V221H196ZM23 223H24V221H23ZM64 223V221L61 223V224H63ZM78 223V222H77ZM79 223H81V222H79ZM138 223V222H137ZM163 223V222H162ZM225 223V222H224ZM29 224H30V222H29ZM28 224V226H30ZM47 224L48 225H50L49 223H48V221H47ZM65 224V223H64ZM97 224V223H96ZM113 224H115V223H113ZM113 224H108V225H111V227H112V225ZM118 224V223H117ZM119 224V225H120ZM135 224V225H134ZM165 224H166V222H165ZM202 224H204L205 226H206V228H204L203 227V225ZM216 224H218V225H220V224H222L223 225V221H222V223H216ZM262 226H261V225ZM19 225V226H18ZM65 225V226H66ZM79 225V224H78ZM104 225V224H103ZM118 225V226H119ZM126 226H128L127 224H125ZM134 225V226H133ZM171 225V224H170ZM174 225V224H173ZM183 225H186V227L185 226H183ZM192 225V224H191ZM190 225V226H191ZM227 225V224H226ZM225 225V226H226ZM260 225V226H259ZM45 226V225H44ZM43 226V227H44ZM70 226V227H69ZM105 226H107V225H105ZM168 226V225H167ZM172 226V225H171ZM215 226V225H214ZM217 226V225H216ZM46 227V226H45ZM51 227H53L52 225H51ZM56 226L54 225V227L53 228H55ZM86 227V226H85ZM84 227V228H85ZM117 227V226H116ZM122 227V226H121ZM131 227V226H130ZM164 227V226H163ZM166 227V226H165ZM192 227V226H191ZM190 227V228H191ZM264 227V226H263ZM25 228V227H24ZM28 228V227H27ZM35 228V227H34ZM47 228V227H46ZM60 228H61V226H60ZM59 228V229H60ZM77 228V227H76ZM83 228V227H82ZM103 228H105V227H103ZM175 228V227H174ZM202 228H203V232H201V234L199 233L198 234V231L200 230H202ZM215 228V227H214ZM217 228V227H216ZM219 228V227H218ZM33 229V228H32ZM63 229H64V227H63ZM72 231V233L75 231V230H73V229H75V228H70ZM70 229L69 230H67L68 231V233L70 232ZM87 229V228H86ZM85 229V230H86ZM93 229V228H92ZM123 229V228H122ZM131 229V228H130ZM157 229V228H156ZM185 229H186V231H187V233L185 232ZM227 229H232L233 231H231V232H233V235H232V233L231 234H228V230ZM257 229V230H256ZM20 230V229H19ZM35 230H36V228H35ZM61 230V232L63 231L62 229H60ZM65 230H66V227H65ZM64 230V231H65ZM76 230H78V229H76ZM98 230V229H97ZM125 230V229H124ZM191 230V229H190ZM189 230V231H190ZM246 230V231H247ZM256 230V231H255ZM50 231H54V233L53 232H50ZM80 233L81 232H84V231H82V230H78ZM93 231V230H92ZM103 230H102V228H101V231L100 232H102ZM109 231H111V229L109 230ZM119 231H120V229H119ZM119 231H117L118 233H119ZM169 231H171V230H169ZM178 231V230H177ZM238 231H240V230H238ZM250 231V232H251ZM36 232V231H35ZM77 232V231H76ZM96 232V231H95ZM100 232H98V234H99V239H101L102 237H101V233ZM114 232V231H113ZM116 232V233H117ZM168 232V231H167ZM173 232H175V231H173ZM242 232V231H241ZM22 233H23V231H22ZM57 233V234H56ZM68 233H66V231H65V234H63L64 235V240H62L63 241V245L60 243V242H57L58 243V245H59V243L61 244V246H62V248H63V246L65 245V244H67V243H64V242H66V238H67V235H69L70 237H71V234H68ZM79 233V234H80ZM89 233V232H88ZM97 233V232H96ZM108 233V232H107ZM127 233H129V231L127 232ZM135 233V232H134ZM186 233V234H185ZM240 233V232H239ZM247 233H249V232H247ZM38 234V233H37ZM37 234H35V236H37ZM61 234V233H60ZM75 234H77V233H75ZM73 235L72 234V236L74 237H72L73 239H75L74 241H77L78 240V238H79V240L77 241V242H72V244H70V248H69V243H70V241H69V243L67 244V246H66V248L68 247V249H66L65 248V250H67V251H69L68 252V255L69 256H71V258L69 257V259L67 258L66 260H64L63 258L65 257V255H63V254H65V253H63L62 255L64 256L63 258L61 257V259H63L62 261H63V263L65 264V262L67 261V260H69L70 261V259H71V261H73L72 259H74L75 257H73L74 255L75 256H77L76 254H79V256H86V254H88L93 248V246L92 245H94L95 246V239L97 240L98 239V237L96 236V238L95 237H92L93 238V240H91V237H89L88 235H91V233L90 234H88L87 235V233H85L84 234V236H85V240H81V239H84V236H82L83 238H81L80 239V237H79V234H78V236L77 235ZM93 234H94V232H93ZM108 234H111V233H108ZM108 234H106V235H108ZM180 235V236H178V235ZM198 234V236L196 237V235ZM221 235L220 237H218L217 235ZM33 235H34V233H33ZM47 235H48V237H47ZM83 235V234H82ZM97 235V234H96ZM129 235H130V233H129ZM162 235V236H163ZM247 235V234H246ZM58 237H59V235H57ZM66 236V237H65ZM75 236H76V238H77V240H76V238H75ZM93 236V235H92ZM102 236H103V234H102ZM105 236V235H104ZM115 236H117V235H115ZM176 236H177V238H176ZM244 236V235H243ZM251 236V235H250ZM27 237H29L30 239H29V242L30 243H32L34 246H35V248H33L34 246H32L31 248H29L26 244H29V242H28V240H25V238L27 239ZM56 237V236H55ZM69 237V238H70ZM101 237V238H100ZM108 237V236H107ZM113 237V236H112ZM247 237H248V235H247ZM72 238H70V240L72 239ZM246 238V237H245ZM61 239V238H60ZM59 239V240H60ZM98 239V240H99ZM103 239V238H102ZM105 239H106V237H105ZM108 239V238H107ZM110 239V238H109ZM230 239V243L229 242H227L228 244H219L218 245V242L219 241H223V243H224V241H226V240H229ZM248 239V238H247ZM247 239H246V241H247ZM251 239V238H250ZM51 240V239H50ZM67 240H69V239H67ZM113 240V239H112ZM164 240V239H163ZM262 240H264V239H262ZM73 241V240H72ZM103 241V240H102ZM105 241V240H104ZM110 241V240H109ZM178 241H179V243H178ZM99 242H101V240L99 241ZM99 242H96L97 244L99 243ZM106 242H108V241H106ZM175 242V243H174ZM181 242V243H180ZM253 242V241H252ZM264 242V241H263ZM121 243V242H120ZM169 243V242H168ZM188 243V242H187ZM254 243H256V242H254ZM49 244V243H48ZM96 244V245H97ZM100 245L101 244H103L102 242L101 243H99ZM104 244H106L105 242H104ZM103 244V245H104ZM122 244V243H121ZM47 245V244H46ZM74 245H76V247H74ZM185 245V244H184ZM190 245H191V247H190ZM250 245V244H249ZM30 246H31V244H30ZM102 246V245H101ZM244 246V247H243ZM253 246H254V244H253ZM263 246V247H262ZM50 247H52V246H50ZM50 247H45V248H49L50 249ZM65 247V246H64ZM72 247H74V248H72ZM111 247V246H110ZM171 247V246H170ZM92 248V249H91ZM104 248H106V247H104ZM108 248V247H107ZM187 248V249H188ZM191 248V249H192ZM58 249V248H57ZM98 248H96V250H97ZM100 249V248H99ZM165 249V248H164ZM201 249H203V250H201ZM45 250V251H44ZM43 250V252L45 253H47V251H48V256L45 254L43 257H41L42 258V262L41 261H39V262H41V264H51V260L53 259H51V258H49V250L48 249H44ZM51 250V249H50ZM62 250V249H61ZM95 250V249H94ZM101 250V249H100ZM199 250H201L202 251V254L201 253H199V252H201V251H199ZM210 250V249H209ZM41 251V252H40ZM62 251H64V248H63V250ZM61 251V252H62ZM67 251H64V252H66L67 253ZM102 251V250H101ZM101 251H97L98 253H100ZM191 251V252H190ZM199 251V252H198ZM213 251H211V253H213ZM88 252V253H87ZM125 252V251H124ZM164 252V251H163ZM207 252V251H206ZM16 253V254H15ZM28 253L30 254L29 256H28ZM43 253V254H44ZM94 253H96V252H94ZM97 253V254H98ZM105 253V252H104ZM117 253H119V252H117ZM197 253H199V254H197ZM210 253V252H209ZM210 253V254H211ZM23 254V255H24ZM89 254H91V253H89ZM115 254H116V251H115ZM120 254V253H119ZM214 254V253H213ZM18 256V257H16V256ZM20 255V256H19ZM40 255V256H41ZM67 255V256H68ZM99 255V254H98ZM100 255H101V253H100ZM99 255V256H100ZM102 255H103V253H102ZM118 255V254H117ZM121 255H122V257L124 256L123 255V253H121ZM25 256V255H24ZM26 256L25 257H23V258H25V259H23V258H21L22 260H20V261H22V263L24 262V260H25V262L24 263H26L27 261H28V258L26 259ZM39 256V257H40ZM90 256V255H89ZM95 256V255H94ZM99 256H97V257H99ZM106 255H104V257H105ZM108 256V255H107ZM135 256V255H134ZM215 256V257H214ZM2 257H3V259H2ZM37 257H38V255H37ZM50 257H52V255H50ZM83 257H80V258H82L83 259ZM87 257V256H86ZM102 257V256H101ZM109 257V256H108ZM121 257V260L122 259H126L127 260V258L126 257H124V258H122ZM31 258V257H30ZM89 258V257H88ZM94 257L92 256V259H93ZM103 258V257H102ZM117 258V257H116ZM210 258H208L209 260H210ZM11 259V260H12ZM34 259V258H33ZM33 259L31 258L30 259V261H28L29 263L31 262V260L33 261ZM37 259H39V258H37ZM51 259V260H50ZM84 259H86V258H84ZM130 258H128V260H129ZM207 259V260H208ZM35 260V259H34ZM77 260V259H76ZM76 260H74L75 262H76ZM91 260V259H90ZM120 260V259H119ZM127 260V261H128ZM208 260V261H209ZM13 261V260H12ZM20 261H18L17 260V262L20 264ZM37 260H35L34 262H36ZM48 261L50 262V263H48ZM61 260H60V262H59V264L62 262ZM65 261V262H64ZM79 261H81L80 259H79ZM78 261V262H79ZM87 261L88 262H90L88 259H87ZM93 261H95V260H93ZM93 261H92V263H93ZM98 261V260H97ZM130 261H131V259H130ZM140 261V260H139ZM157 261H158V259H157ZM163 261H158L160 264H163L164 262ZM169 261V262H168ZM212 261V260H211ZM210 261V262H211ZM27 262V263H28ZM34 262H31L30 264H35ZM38 262V261H37ZM55 262V261H54ZM68 262V261H67ZM96 262V261H95ZM122 262V261H121ZM145 262V261H144ZM264 262V261H263ZM26 263V264H27ZM52 263H53V261H52ZM70 263V262H69ZM68 263V264H69ZM99 263V262H98ZM102 263V262H101ZM106 263V262H105ZM123 263H125L124 261H123ZM132 263V262H131ZM134 263H136V261L134 262ZM141 263V262H140ZM12 264H14V263H12ZM15 264H17V263H15ZM40 264V263H39ZM54 264V263H53ZM57 264V263H56ZM86 264V263H85ZM127 264H128V262H127ZM158 264V263H157ZM165 264V263H164ZM208 264V263H207ZM264 264V263H263Z\"/></svg>","mask_w":264,"mask_h":264},{"label":"rangeland","instance_id":"obj_2","mask_svg":"<svg viewBox=\"0 0 264 264\" xmlns=\"http://www.w3.org/2000/svg\"><path fill=\"white\" fill-rule=\"evenodd\" d=\"M59 1V8L58 7H53V6H49L51 9H52V11H56L55 13L59 16V15H62V16H59V19H58V16H57V18H56V14L55 15H53L52 16V14H50L52 17H54L55 16V19H56V23H57V25H56V23H55V26H51V28L52 27H54V28H52V29H54V31L55 32H57V30H58V33H57V36H55L54 38H52L50 41L48 40L46 43H44L43 45H45V49H44V54H46V52L48 53H50V51L49 50H51V51H53V55L52 56H56V57H52V56H50L51 55V53H50V55H49V53L48 54H46V55H44V56H48L49 55V57H51L53 60H51V58H50V62L52 63L53 61H54V63H52V67H53V69H55L54 67L56 66V70H57V74L55 73V71L53 70L52 72H51V74L52 75H50V76H53V75H57V76H55L56 78H54V79H57V78H60V79H58L57 81H61L62 79L64 80V83L61 81V84L63 83V84H67V86H68V88L66 87V91H65V93L66 92H68L70 89H71V87L73 86V84H74V80H75V82H77V79L76 78H78L77 77V75L79 76V74H80V71L81 72H85V70L87 69V67L86 66H88V65H90L91 63L93 64V62L95 61V59H96V64L99 62V61H101V62H99L98 64H100V65H103L104 66V64L106 63L105 62V57H103V56H99V54L100 53H97L96 52V50L98 51V52H103L104 50H110L111 48H112V50L110 51L111 53L112 52H114L115 51V54H113V55H115V56H113L114 58H116V59H114V58H112V61H111V65H114L113 66V68H115L117 71H119L120 73L119 74H121L122 75V77H123V75H124V72H126L127 71V67H128V70L130 71V75L129 76H127L124 80H126V89H125V91L128 93V95L132 92V93H134L133 92V90H131L132 88H139L140 89V87H141V89L142 90H145V88H146V86L144 87L143 85H145V81H144V77L145 76H150V73H152L153 72V70H154V68H156V66H154V65H150V66H148L147 68H140V64L141 63H147V61H141V60H136L135 62L133 61L131 64H129L128 65V62H130L132 59H134V57H135V55H132V53H134L133 51L135 50V48H136V46L138 45L137 43H136V41L135 40H137V41H139V35L140 36H142V39L144 38V40H143V43H144V47H145V49H146V51H144L145 53H147L145 56H149V55H151L152 53L153 54H155L157 51V48H158V46L159 45H162V43H163V41L162 40H164V39H162V38H164V37H166V35L167 36H170V40L169 41H166V42H164V43H166V44H170V49H171V52L168 54V55H166V56H164L163 57V60L162 61H164L165 60V62H167V59L169 60V58L170 59H172L173 57H174V60H175V56H177L178 57V55H180V54H186V55H188V54H193V52L194 51H196V50H198L197 52H200V54H203V55H206L208 52V50L210 49V48H214V46H215V48H218V49H220L221 51H222V55H223V57H222V59L220 60V62H219V66H220V69L222 70H220V74H219V77H217L216 79H214V81H212L213 83L212 84H214V83H216V84H220L221 86H224V85H226L225 86V88L226 87H228V89L229 88H231V84H232V86L234 85L235 86V84H237V82H238V78L240 77V75H239V70H241V64H242V61H240V59L239 58H237V59H235V61L233 62V63H231L230 62V65H228L227 67H223V65L224 64H226V63H229V57L230 56H224V54H225V50L224 49H221L222 47H226V45L227 44H229V42H231L230 40L231 39H234V38H236V37H234L233 38V30L235 29H232L231 27H233L234 25H236V27H237V24H241V22L243 23V27H244V25L245 24H248L247 22H245L246 20L248 21V19H249V21H250V19L252 18L251 17V13H252V9H253V13L255 12V13H257L256 11H257V7L258 8H260V4H258V3H262V1H264V0H259L260 2H258V3H256L254 0H68V1H66V0H58ZM85 2L86 1V3H83V5L81 4L82 2ZM61 2H63V3H61ZM254 2L256 3V5L258 4L259 6H257L256 8H253V7H255L256 5L254 4ZM61 3V4H60ZM110 3V4H109ZM122 3H125V5H127V6H130L129 8H128V13H125V15L123 14L124 12H121V4ZM241 3V4H240ZM79 4H81V5H79ZM105 4H108V5H106L105 6ZM151 5V6H149V5ZM234 4V5H233ZM236 4V5H235ZM263 5H262V8L259 10L258 9V11L259 12H262V10H263V7H264V2L262 3ZM77 5V6H76ZM110 5V6H109ZM111 5H114V6H111ZM238 5V6H237ZM241 5V6H240ZM254 5V6H253ZM109 8H108V7ZM149 6V7H148ZM155 8H154V7ZM232 8H231V7ZM70 7H73V8H71L70 9V11L68 10V8ZM53 8L54 9H56V10H53ZM63 8V9H62ZM67 8V9H66ZM118 8V9H117ZM149 8V9H148ZM151 8L152 9H158L160 12H167L168 13V17H166V22H165V24H166V26H168L169 27V29L172 31V32H170V30H168L166 27H163V26H165V25H162L161 24V22H159V23H155L156 22V20L153 18L152 19V16H150V10H151ZM236 8V9H235ZM62 9V10H61ZM89 9H91L90 11H89ZM106 9H107V11H106ZM61 10V11H60ZM64 10V11H63ZM67 12H66V11ZM88 10V11H87ZM118 10H119V12H118ZM254 10H256V11H254ZM58 11H59V13H58ZM64 12V14H63V12ZM123 11V10H122ZM132 11V12H131ZM60 12H62V13H60ZM66 12V13H65ZM88 12H90V14L88 13ZM259 12L257 13V14H259ZM263 12H264V10H263ZM38 13H40V14H38ZM42 12H38L37 11V14L35 15L34 14V16H32V15H30V18L28 17V16H24L23 17V19H21V20H25V19H27V20H25L26 22L27 21H29L28 20V18L29 19H31L27 24H26V22H25V24H26V27H25V24H24V21H22L21 22V20L20 19H18L17 21H19V23L21 22V25L23 26H21L20 25V32H19V29L17 28V27H19V26H16V28H14V26L12 27L13 29H14V31L13 32H15V29H16V33H15V35H13L12 33L10 34V36L8 37L9 39L8 40H11V41H17L20 37H21V28L23 29H25V28H27V25H31V27H32V25L34 26V29H35V27H37L38 26V23H37V21L41 18V16H42V14H41ZM79 13L80 14H82V16L80 15V19L78 18V15H79ZM88 13V14H87ZM93 13V14H92ZM119 13H120V15H119ZM131 13V14H130ZM150 13V14H149ZM67 14H69L68 16H67ZM78 14V15H77ZM108 15V17L107 16H105L104 17V15ZM257 14H252V15H257ZM263 14V13H262ZM77 15V16H76ZM113 15H115V16H113ZM250 15V16H249ZM40 18H39V17ZM64 16V18H62ZM67 16V17H66ZM110 16V17H109ZM143 16V17H142ZM246 16H249L250 18H247ZM26 17H28V18H26ZM35 17H37V18H35ZM112 17H114V19L115 20H112L113 18ZM150 17V18H149ZM242 19H241V18ZM98 18H102V20H100V21H102V22H100L99 20H98ZM112 18V19H111ZM133 18V19H132ZM137 18H139V20H138V25L139 26H142L140 29H139V26H137V25H135L136 24V20H137ZM145 18H146V20H145ZM244 18V19H243ZM247 18V19H246ZM32 19H35V25H34V22H32V21H34V20H32ZM36 19H38V20H36ZM135 19V21H133ZM143 19V20H142ZM58 20H59V22H58ZM85 20H87V21H85ZM95 20V22H100V23H104L103 24V28H102V26L101 25H98L99 23H96L97 24V28H94L93 26V24H95V23H91V21L93 22ZM153 20V21H152ZM17 21L16 22H14V24H18L17 23ZM42 20L40 19L38 22H40V24L43 22H41ZM84 21V22H83ZM114 21V22H113ZM142 21V22H141ZM143 21H144V23H143ZM248 21V22H249ZM86 22V23H85ZM111 22H113V23H111ZM141 22V23H140ZM245 22V23H244ZM46 22L44 21V23H42V25L43 24H45ZM54 23H53V25H54ZM36 24H37V26H36ZM59 24V25H58ZM77 24H79V25H77ZM85 24V25H84ZM92 24V25H91ZM95 24V25H96ZM108 24H109V26H108ZM127 24H129V25H127ZM140 24H142V25H140ZM83 25V26H82ZM127 25V26H126ZM189 25H191L192 26V28L193 29H195V31H196V29H197V32H199V34H196L195 32V34L194 33H192V35H193V37H191L190 36V38L191 39H189V37H188V40H186L184 37L186 36V34L184 33V32H186L187 31V27H189ZM239 25H238V27H239ZM28 26V27H29ZM40 26V25H39ZM39 26H38V28H39ZM87 26V27H86ZM98 26H101V27H98ZM108 26V27H107ZM129 26V27H128ZM135 26V27H134ZM138 27V29H139V32H141V33H139L138 32V29H136L137 27ZM241 26V25H240ZM245 26H250V27H253L254 28V26H252V25H245ZM31 27H29V28H31ZM40 27H42V26H40ZM57 27V28H56ZM60 27H62V29L60 28ZM84 27V28H83ZM96 27V26H95ZM114 27H116V28H114ZM242 27V26H241ZM43 28V27H42ZM74 28V29H73ZM94 28V29H93ZM101 29V30H103L102 32H101V30H100V32L96 35L95 34V38L96 37H98L97 39H98V41H100V39H102L103 40V42L102 41H100V42H102V43H99L98 41H97V39H95L96 41H94V36L92 37V35H91V37H90V34L89 33H91L92 31H93V35H94V32H96L97 30L99 31V29ZM109 28V29H108ZM120 28V29H119ZM124 28V29H123ZM187 28V29H186ZM17 29H18V32H17ZM28 29V28H27ZM32 29V28H31ZM40 29V28H39ZM65 29V30H64ZM72 29V30H71ZM96 29V30H95ZM117 32H115L114 30ZM121 29H123V30H121ZM165 29V30H164ZM230 29H232L231 31H232V34L229 32L230 31ZM248 28H246L245 30H247ZM252 29V28H251ZM250 28H249V30L248 31H245V32H243V33H241V34H243V35H252L251 36V39H250V36H248L249 37V39H250V41H248L247 40V44L245 45V49H242L240 52H238L237 53V55H240V53L242 54V52L243 51H246V50H248L249 51V54H251V56L249 55V57L247 56V58H256V59H253V62L255 63V65H254V63H253V65L255 66L254 68H256V70H254V72H252L253 73V75L255 74V72H256V77L258 78L259 76H260V73H258L259 71H261V70H263V68H264V27H263V29L262 28H258V30L255 28V30L254 29H252L251 30ZM29 30V29H28ZM33 30V29H32ZM41 30V29H40ZM61 30H62V32H61ZM69 30V31H68ZM107 30V31H106ZM117 30H119V31H117ZM135 30H137V32L139 33H137ZM199 30V31H198ZM257 30V31H256ZM30 31V30H29ZM89 31V32H88ZM112 31V32H111ZM121 31V32H120ZM165 31V32H164ZM168 33H167V32ZM250 31V32H249ZM61 32V33H60ZM64 32V33H63ZM69 32H72V33H69ZM201 32V33H200ZM248 32V33H247ZM63 33V34H62ZM77 33V34H76ZM85 33V34H84ZM97 33V32H96ZM111 33H113L112 35H115L114 37L112 36V35H110ZM167 33V34H166ZM172 33V35H170ZM16 34H19V35H16ZM60 34H62V35H60ZM75 34V35H74ZM80 34H81V37H79L80 36ZM202 34H203V36H202ZM230 34L232 35V36H230ZM36 35H39V33H36ZM69 35V36H68ZM71 35L72 36H74V37H71ZM86 35L87 36V38H86V36L84 37V36ZM15 36V37H14ZM59 36V37H58ZM78 38H77V37ZM101 36H103V38L101 37ZM105 36V37H104ZM108 36V37H107ZM110 36V37H109ZM262 38H261V37ZM56 37H57V39H56ZM66 37V38H65ZM69 37H71L72 39H74V40H72V42H74V45L72 44V43H70V44H72L73 45V47L76 45V47H74V49L72 50L70 47H68L69 45H67V44H69V42H67V39L69 38ZM99 37H100V39H99ZM162 37V38H161ZM201 37L204 39V41H201ZM232 37V38H231ZM14 40H13V39ZM15 38H17V39H15ZM86 40H85V39ZM104 38H106V39H104ZM109 38H110V40H109ZM114 38V39H113ZM162 40H161V39ZM231 38V39H230ZM66 39V40H65ZM90 39H91V41H90ZM113 41H112V40ZM181 39H182V41H184V42H182L181 41ZM184 39V40H183ZM20 40V39H19ZM18 40V41H19ZM64 40V41H63ZM79 40V41H78ZM84 40V41H83ZM89 42H88V41ZM141 40V39H140ZM258 40V41H257ZM57 41V42H56ZM76 41V42H75ZM106 41V42H105ZM159 43H158V42ZM188 43H187V42ZM15 42H12L13 43V45H14V43ZM52 42H54V43H52L53 45L55 44V48H56V51H57V47L56 46H59V49L60 50H58L57 52L59 53H57V52H55L54 50H52V48H51V43ZM59 42H60V44H61V42H62V44H61V46L59 45ZM65 42V43H64ZM82 44H81V43ZM93 42H97L96 44L94 43L93 44ZM140 42V41H139ZM141 42H142V40H141ZM171 42V43H170ZM172 42H173V44H172ZM202 42V43H201ZM248 42H250V43H248ZM17 44H15V45H18V44H20V41L19 42H16ZM49 43V44H48ZM91 43L93 44V46L94 45H97V44H100V45H98V47H97V49H94V50H92L94 47H92L91 48ZM108 44V47H106V45ZM114 43V44H113ZM161 43V44H160ZM163 43V44H164ZM180 43H182V44H180ZM227 43V44H226ZM11 44V43H10ZM89 44H90V47H88L89 46ZM156 44H157V46H156ZM185 45L184 46V48H181L180 47V45ZM47 45V46H46ZM52 45V46H53ZM67 45V46H66ZM71 45V46H72ZM80 45H81V47H83L84 45L86 46V45H88V46H86V47H88V49L89 48H91V52H89L90 53V56L91 57H87V58H85L86 56H87V52L89 51L87 48V52H85L84 53V59H83V62H82V65H83V70H80V68H81V66L82 65H80L79 66V59L77 58V56L79 55V52H81V49H83V48H81L80 49V51L78 50L79 48L78 47H80ZM83 45V46H82ZM112 45V46H111ZM172 45V46H171ZM177 45V46H176ZM179 45V46H178ZM221 45H222V47H221ZM255 45V46H254ZM257 45V46H256ZM63 46H64V48H63ZM65 46H66V48H65ZM78 46V47H77ZM99 46L102 48V51L100 50V48H99ZM115 46V47H114ZM248 48H247V47ZM44 46H42V48H43ZM49 47V48H48ZM68 47V48H67ZM96 47V46H95ZM149 47H150V49H149ZM186 47V48H185ZM253 47V48H252ZM256 47V48H255ZM54 48V47H53ZM61 48L62 49H67V51H63V50H61ZM115 48V49H114ZM202 48V49H201ZM68 49H69V51H68ZM76 49V51H74ZM104 49V50H103ZM156 49V50H155ZM202 50V53H201V51H199V50ZM251 49L253 50L252 52H251ZM48 50V51H47ZM70 50H71V52H73L72 53V55H69V54H71L70 53ZM106 50V52L104 51L103 53H104V55L105 54H107V53H110L109 51H107ZM62 51H63V53L64 54H62ZM79 51V52H78ZM94 51V52H93ZM153 51V52H152ZM173 51V52H172ZM192 51V53H189V52H191ZM66 52V53H65ZM83 52V51H82ZM81 52V53H82ZM93 52V55H91V53ZM182 52H184V53H182ZM207 52V53H206ZM74 53H75V59L78 61H75V59L73 58V60H72V58L70 59V58H68L67 56H72L73 57V55H74ZM88 53V54H89ZM145 53H143V56H144V54ZM151 53V54H150ZM196 53V52H195ZM205 53V54H204ZM224 53V54H223ZM67 54V56H65ZM94 54H96V56H94ZM43 54H42V52L40 53V56H42ZM60 55V56H59ZM64 55V56H63ZM89 56V55H88ZM144 56V57H145ZM232 56V55H231ZM61 57V58H60ZM92 57H94L93 59H92ZM98 57V58H97ZM133 57V58H132ZM176 57V58H177ZM226 57V58H225ZM54 58H56V59H54ZM58 58V59H57ZM68 58V59H67ZM83 58V57H82ZM88 58H90L92 61H89V62H91V63H89L88 62ZM101 58V59H100ZM102 58H104V61H102L103 59ZM224 58V59H223ZM88 59V60H87ZM115 61H114V60ZM71 62V64H73V65H71L70 64V62ZM86 60H87V62L89 63H87L86 62ZM239 60V61H238ZM57 61V62H56ZM98 61V62H97ZM56 62V63H55ZM69 62V65H68V68H67V63ZM73 62V63H72ZM104 64H103V63ZM117 62H119V63H117ZM223 62V63H222ZM246 62V61H245ZM245 62H243V65H244V63ZM75 63V64H74ZM95 63L93 64L95 67L96 66H100V65H95ZM127 63V64H126ZM240 63V64H239ZM80 64H81V62H80ZM118 64V65H117ZM136 64V65H135ZM71 65V66H70ZM125 65V66H124ZM64 66V67H63ZM91 66V65H90ZM117 66V67H116ZM135 66V67H134ZM138 66V67H137ZM259 66H261V67H259ZM60 67H63V68H60ZM79 67V68H78ZM105 67V66H104ZM103 67V68H104ZM59 68V69H58ZM71 68L72 69H74L73 71L71 70ZM75 68H77V69H75ZM101 68H102V66H101ZM100 68V69H101ZM123 68V69H122ZM126 68V69H125ZM133 70H132V69ZM137 68H139L138 70H137ZM224 68V69H223ZM259 68V69H258ZM145 69V70H144ZM149 69V70H148ZM60 70V71H59ZM69 70H70V72H69ZM76 70V71H75ZM125 70V71H124ZM226 70V71H225ZM258 70V71H257ZM59 71V72H58ZM124 71V72H123ZM146 71V72H145ZM151 71V72H150ZM60 73V74H59ZM68 73V74H67ZM70 73V74H69ZM76 73H77V75H76ZM144 73V74H143ZM149 73V74H148ZM232 73V74H231ZM235 73V74H234ZM257 73L259 74V76L257 75ZM60 75V76H59ZM64 75H66V76H64ZM67 75H68V77H67ZM71 75V76H70ZM75 75V76H74ZM239 76L238 78H237V76ZM59 76V77H58ZM74 76V77H73ZM64 77V78H63ZM76 77V78H75ZM254 77V76H253ZM256 77H254V78H256ZM49 78V77H48ZM229 78V79H228ZM69 79V80H68ZM74 79V80H73ZM234 79V80H233ZM129 80V81H128ZM228 82V83H224V82H226V81ZM231 80V81H230ZM53 81H55V80H53ZM221 81H224V82H221ZM67 82V83H66ZM144 82V83H143ZM221 82V83H220ZM230 82H231V84H230ZM233 82V83H232ZM234 82H236L235 84H234ZM62 84V85H63ZM216 84H214V85H216ZM128 85V86H127ZM133 86V87H132ZM143 86V87H142ZM233 86V87H234ZM141 91V90H140ZM171 91V90H170ZM169 91V96H168V92H167V94H165V96H163V97H160V98H158V96H155V97H148V96H145V97H142L141 98V100L139 101L140 103H138L139 105L138 106H135L136 108H133L131 111H128V113H127V117H121V118H119V119H117V120H115L113 123L114 124H112V125H114V126H112V127H115V128H113V129H108L109 130V132H107L108 130L106 129L107 128V126L106 125H108L107 124V122L106 121H102V120H100V121H97V122H95L98 126V129H100V134L102 133L104 136H106V132H107V134L108 133H112V135H110V137H113L114 138V136H116V134H117V136H119L120 134V136L121 137H123L122 135L124 134V133H126L127 134V136L125 135V137L123 138V142H124V140L126 139L127 140V142L128 141H130L131 142V140H133L132 142H131V144H133L132 146H130V142H128L129 144L127 145V142L125 143H123L122 142V138H120V136H119V138L116 136L115 137V139L113 140L114 142H115V144L117 143V145L119 146V150L121 149V151H119V155H121V156H119L120 158L118 159V163H119V165L117 166V168H116V172H117V174L118 173H120V175L122 176V178H123V176H124V178H126L125 180H128V181H126V182H128V187L129 188H136V186L137 187H139V186H142V185H144V183H147V184H149V185H151V184H153V185H151V186H153V187H155V185H158V181L154 178L155 176L154 175H156L157 173V171L159 170L160 171V169H164V170H169V169H167L166 167H165V164H166V166H167V164L170 166H167L168 168H171L172 169V167H173V169L172 170H174V172L172 171V170H169V173L167 172V173H164L165 174V177L166 178H164V179H161V183H165L167 180H168V182H166V187L168 186V184L170 185V187L168 186L167 187V190L169 189V190H176V189H179V190H176L177 191V197H173V198H171L170 199V201H169V204L166 202V201H164V200H166L165 198H164V196H160V195H156V196H154L153 198H150L151 200L149 201V204H151V205H149V207H147L146 208V210L144 209V210H142L141 212H139V213H137V214H139V215H137V217H138V219H136V220H139V221H137L136 222V225L134 226V227H132V224H130L129 223V225H128V222H126V221H128V219H126V217L124 218V216H123V218L121 217V215H120V217H117L118 215H117V212L115 213V211H113V210H116L114 207H116V202L115 201H117V200H115V198H122V202L120 201L119 202V206H121V205H124V204H126V202H127V200H126V198L125 199H123V197L124 196H126L127 195V193H126V188H124V189H118L117 187H115L114 185H112V186H110V190H107L106 192H104V191H102L100 188H98L97 186H102L103 184H106V182H109V179L110 178H107L106 180H104V181H102V182H100V184H99V181L97 180L98 178V174H102L103 172H105V174H107V173H109L110 175L112 174V172L110 173V168H109V166H107V165H109V164H107L106 165V160H104V162H101V153L99 152H97L96 154H94V152H96L95 150H96V145L95 144H92V145H90V147H91V150H90V152H89V149H90V147H88V152L89 153H92L93 151V153H92V155L94 156H92L91 157V159H93L90 163L89 162H87L86 161V163L84 162H81V161H77L76 163H74L75 165H71V168L68 166V164H71V163H68L67 164V162L65 161V162H61L60 160L58 161V163L56 162V161H54L55 162V164H54V162H52L51 160L49 161V160H46V162H45V164L43 165V166H41L40 165V162H38V161H40V160H38L39 158H37L38 156H33V157H30V160H28V163H29V169H32V168H35L34 167V164H36V173L38 172V171H40V172H42V174L39 172V174L41 175V176H47V178H46V183L48 184V186H47V184H45V186H47L48 187V189H46L47 187H45V189L43 188L42 189V194H44V195H40L39 197H37L36 199L38 200H35L36 202H38L37 204H35L36 202L35 201H33V199H32V201H31V199H30V195H28V194H30V191L31 190H35L34 188H35V186H36V182H33V183H35V184H33L32 183V181H31V183L29 182V180H28V178H26L28 181H26L27 183L29 182V184L27 185V183L25 182V181H23V180H26L24 177L22 178L21 176H23V175H25V174H23V172H20V174H21V176L19 175V173H18V175H17V177L19 178V177H21V178H19V182L18 183H16V184H18L17 185V187H18V190H17V194H16V191H14L15 192V196H19L20 194L22 195V194H24V191H26L25 193H26V195L25 196H21L20 195V197L21 198H23L24 200H27V202L25 203V202H23L22 201V199L21 198H19V200L21 201V203L20 204H23L24 205V203H25V205H30V202L32 203V205L31 206H33L34 208L36 207V208H40L41 209V211H43V213L42 212H40V209L38 210V209H34V208H30V212H32V211H34V210H36V213H34V215L38 218H36L35 216H33V217H35V218H33L32 217V219H33V221H32V219L31 218H29L30 217V215H26L25 216V219H24V215H23V217H20V216H22V212L21 213H19V211L17 212V214H15L14 215V212L16 213V209H15V207L19 204V200H18V203H17V205H15V206H13V204H11L12 202H10V204H11V206H10V204H6L7 202V200L9 199L7 196V200H5L4 198L1 200V202L0 203H2V201H4V202H6L5 204L6 205H9V207L10 208H12V210H15L13 213L10 211V209H8V207H3L4 208V214L2 215V213L3 212H1V211H3V208H2V210L0 211L1 213V215L4 217V220H6V216H9L8 218H7V220H13L12 218H14V219H16L14 222H16V223H18L19 225V227H17V231H18V234L19 235H21V234H23V235H21L20 237H26V236H30V234H32L31 236H30V238L31 237H38V235L40 236V237H43V236H45V235H41V232L42 233H44L45 231H42V229L43 230H46V231H49V230H47L48 229V226H50V230L52 229V230H54L55 232L57 231V233H59V234H57V235H59V237L57 236V235H54V237L52 236L50 239H48L47 241H49V242H45V247L47 246V247H50V246H52V247H50V249L49 248H45L44 247V249H48L49 250V254L50 255H52V257H50V255H49V258H53L50 262H51V264H59V262H60V260L62 261L63 259L64 260H66L67 258L69 259V257L71 258V256H69L68 255V252L69 251H67V250H65V248H66V246H67V244L69 243V241H70V243L68 244L69 245V248H70V244H72V242H77L78 240H79V238H78V240H77V238H76V236H75V238H76V240L77 241H74L75 239H73L74 237L72 236V234L74 235L75 233H77V234H75V235H77L78 236V234L80 233L78 230H82V231H84V232H81L80 234H79V237H80V239L81 238H83L82 236H84V234L85 233H87V235L88 234H90L91 233V235H88L89 237H91V240H93V238L92 237H95L96 238V236L98 237L99 236V234H98V232H100L101 231V228H102V232H100L101 233V237L103 238H101V239H99V237H98V239L96 240L95 239V246L94 245H92L93 247V249L89 252V253H91V254H89L88 252V254H86V256H79V254H76L77 256H73V257H75L74 259H72L73 261H71V259H70V261L69 260H67L66 262H65V264H68L69 262V264H127V262H128V264H160L158 261H163V260H165V259H167V257H170L171 258V256H169V255H171L172 253H174L175 251L177 252L179 249L181 250V248H182V246H184L182 249L183 250H191L192 252H196L195 250L193 251V248L191 247V245H190V247L192 248H188V247H186L187 245H189L190 244V240L188 241V240H186L185 242H184V244H183V242H182V246H179L178 247V245H180V244H178L177 245V243H175L176 244V246L178 247H176L175 246V244H172L173 243V241H166L167 239H165V237H167V238H170V237H172V235H173V237H174V234L175 233H178L180 230L179 229H181V228H179V227H177L178 226V224H176V223H172V221L170 222V221H168L167 222V220L166 219H164V217L167 215V214H173L174 215V210L175 209H177V206H178V204H176V202H178V201H182L183 202V204L185 205V207H183L182 205H180L179 207L180 208H183V209H185V211L188 209V210H190L189 212H188V210L186 211V213H189L190 215H189V218L190 217H192V219H190V220H192V221H188V223H187V225L189 226V228H186L187 229V231H188V233H187V231H186V229H185V232L187 233V236H189V233L191 234V232L194 230V227H193V225L195 224V226H197V223H198V225L199 224H201L200 223V221H205V225L207 224V222H208V224H213L214 223V225H212V229L215 231L216 229H219V230H216V231H218V232H220L222 229L220 228V227H222L223 228V230H224V227H227L228 225V228H231L230 226H232V229L233 228H235L234 230H236V231H234V232H238L237 234H234V235H239V236H241L240 238V241H238L241 245H243L245 242L247 243H249L248 244V248H258V247H261V245L260 246H257L256 244H257V241H259V240H257V236H255V235H252V232H254V231H251V230H247V229H245V227L242 229V228H240V229H238V230H240V231H238L237 230V228L236 227H234L235 226V224H237V221H236V219H238V218H235V216L234 217H232V215H231V217H228V218H225V216H224V214H225V210L227 209V206H226V203L225 202H222V203H220V211H218V213H216L218 216L220 215V216H222V217H218L217 216V218L215 217V211H212L211 209H209V207H206L205 208V206H207L206 204V202H202V201H200V204H196L195 203V201H196V197L194 198L195 199V201L193 200V198L192 197H190V196H188V194H189V192H190V190L194 187V182H203L204 180V182L203 183H205L204 185V189H207V187H209V186H211V187H209V188H211L212 189V187L214 188L215 187V184H216V187H218V186H220V187H222V185L224 184V179L225 178H227L228 177V175L227 174H229V173H227V172H230V166H229V157H231V155L232 154H235V152L237 151V150H240V148H242L241 150H243V152L245 151H248L249 149H254V146H253V144L255 145V143L254 142H259V144L260 143H263L264 142V137H262V136H264V134H261V133H264V132H261L260 134H261V137H262V142L260 141V139H261V137H257L254 133L255 132H257L256 131V129H257V127H258V129H262V127H264V121L263 122H261V124L258 122H255V121H253V123L252 124H250V128L252 129V130H254V131H251V133L249 132V133H246V132H241L242 134H240V133H236L235 132V130L233 131V133H232V135H234V136H236V137H238V139H244V138H248V136L249 135H251L252 137V140H254V141H252L250 144H248V142H246V143H243V144H238L237 145V143L235 142V140H232V138L224 131V130H221V131H219L218 129L216 130V128L218 127V124L217 123H215V122H212L211 120H209V118H204V116H203V114L201 113V112H199V109L197 108V107H195V106H192V105H190L191 103L190 102H187L186 104H184V105H181V104H179V102H177L179 99L177 98V96H176V94H175V92L174 91H171L170 92ZM145 91H142V93L141 94H143ZM126 93V94H127ZM132 93L130 94V96L132 95ZM125 94V96H127L128 97V95H126ZM172 94V95H171ZM174 95V96H173ZM66 96H68L67 94L65 95V97ZM172 96V97H171ZM157 97V98H156ZM148 98V99H147ZM154 99H156V100H158V101H156V100H154ZM161 99V100H160ZM167 99V100H166ZM172 99V100H171ZM175 99H177V100H175ZM148 101H150V102H148ZM167 101V102H166ZM164 102V103H163ZM171 102V103H170ZM169 103V104H168ZM178 105H177V104ZM151 104V105H150ZM163 104H165V105H163ZM189 104V105H188ZM141 105V106H140ZM162 105H163V107H162ZM170 105V106H169ZM152 106V107H151ZM180 106V107H179ZM142 107V108H141ZM151 107V108H150ZM154 107V108H153ZM157 107H158V109H157ZM149 108V109H148ZM162 108V109H161ZM196 109H198V110H196ZM136 110V111H135ZM139 110V111H138ZM144 110V111H143ZM155 110V111H154ZM157 110H159V111H157ZM166 112H165V111ZM177 110V111H176ZM151 111L153 112V114L151 113ZM161 111V112H160ZM193 111H194V113H193ZM196 111H198V112H196ZM145 112V113H144ZM175 112V113H174ZM197 113V115H195L196 113ZM164 113V114H163ZM168 113V114H167ZM170 113V114H169ZM181 113V114H180ZM149 114V115H148ZM150 114H152L151 115V117H150ZM158 116H161V117H158ZM165 114H166V119L164 118V116H165ZM191 114V115H190ZM128 115H131V116H128ZM136 115V116H135ZM157 117H156V116ZM164 115V116H163ZM170 115H171V118L173 117V119H177V123H178V121H181L180 123H185V125H188L187 127H191V129H190V131L189 132H187V134L185 133L184 135H183V139L182 138H179V142L178 141H175L176 139H169L168 138V134L167 135H165L166 133H159V131H154V128H155V126H160V124L159 123H162L163 122V124H165L166 122H168V121H170V119L168 118V117H170ZM186 115V116H185ZM188 115V116H187ZM200 115V116H199ZM138 116V117H137ZM143 116V117H142ZM146 116H147V118H146ZM154 116H155V118H154ZM178 116L180 117L179 119H178ZM183 116V117H182ZM185 116V117H184ZM129 117H130V119L132 118V120H130L129 119ZM142 117V118H141ZM148 117H149V119H148ZM139 118V119H138ZM141 118V119H140ZM146 118V119H145ZM162 118V119H161ZM182 118H183V121H182ZM185 118V119H184ZM200 120H199V119ZM202 118H204V119H202ZM138 119V120H137ZM145 119V120H144ZM148 119V120H147ZM160 119V121H157V120H159ZM188 119V120H187ZM202 119V120H201ZM151 120H153V121H151ZM172 120V119H171ZM184 120H186V122L184 121ZM136 121V123L134 124V122ZM150 121V122H149ZM156 121H157V123H156ZM189 121V122H188ZM209 121V122H208ZM236 122V124H237V120H235ZM123 122V123H122ZM133 122V123H132ZM219 122V121H218ZM99 123V124H98ZM105 123V124H104ZM117 123V124H116ZM155 123H156V125H155ZM234 123V124H235ZM127 124V125H126ZM152 124V125H151ZM225 124V123H224ZM223 124V127L225 128V126L226 125H224ZM233 124V125H234ZM256 124H258V126L256 125ZM262 124H263V126H262ZM101 125V126H100ZM121 125V126H120ZM192 125V126H191ZM221 125V124H220ZM231 125H232V123H231ZM261 125V126H260ZM124 126V127H123ZM126 126V127H125ZM138 126H141V128H142V130H141V128L139 127V129L137 128ZM149 126V127H148ZM101 127V128H100ZM104 127V128H103ZM119 127V128H118ZM128 127V128H127ZM154 127V128H153ZM215 127V128H214ZM260 127V128H259ZM117 128V129H116ZM121 128H123L124 130H122ZM214 128V129H213ZM255 128V129H254ZM126 129V130H125ZM128 129V130H127ZM149 129V130H148ZM173 129V128H172ZM172 129H168V130H172ZM257 129V130H258ZM114 130V131H113ZM117 130H119V131H117ZM132 130V131H131ZM141 131V133H139L140 131ZM146 130V131H145ZM148 130V131H147ZM263 130V129H262ZM102 131V132H101ZM117 131V132H116ZM127 131V132H126ZM150 131V132H149ZM105 132V133H104ZM121 132V133H120ZM131 132V133H130ZM134 132V133H133ZM136 132V133H135ZM149 132V133H148ZM144 133V135L143 136H141L142 134ZM145 133H147V134H145ZM236 133V134H235ZM119 134V135H118ZM128 134L130 135V136H128ZM151 135V137H150V135ZM154 134V135H153ZM135 135V136H134ZM148 135V136H147ZM164 135V136H163ZM195 135V136H194ZM231 135V134H230ZM246 135V136H245ZM188 136H191V137H188ZM127 137H129V138H127ZM132 139H131V138ZM139 138V139H138ZM149 138V139H148ZM152 138V139H151ZM154 138V139H153ZM165 138V139H164ZM187 138V139H186ZM254 138V139H253ZM189 139V140H188ZM228 139V140H227ZM119 140V141H118ZM125 140V141H126ZM148 140V141H147ZM152 140V141H151ZM174 140V141H173ZM182 140V141H181ZM184 140V141H183ZM227 141V142H226ZM230 141V142H229ZM179 143V145L178 144H176V143ZM183 142V143H182ZM187 142V143H186ZM224 142V143H223ZM121 143V144H120ZM145 143V144H144ZM148 145H147V144ZM150 143V144H149ZM160 143V144H159ZM185 143V144H184ZM222 143V144H221ZM228 143V144H227ZM232 143V144H231ZM181 144H184V146L183 145H181ZM235 146H234V145ZM264 144V143H263ZM125 147H123V146ZM154 145V146H153ZM156 145V146H155ZM165 145V146H164ZM222 145V146H221ZM226 146V147H224V146ZM230 145V146H229ZM233 147H232V146ZM247 146V149H246V146ZM257 146H259L258 145V143L256 144ZM261 145V144H260ZM121 146V147H120ZM128 146V147H127ZM179 146V147H178ZM192 146H193V148H192ZM229 146V147H228ZM256 146V147H257ZM146 149H145V148ZM155 147V148H154ZM177 147V148H176ZM197 147V148H196ZM235 147V148H234ZM238 147V148H237ZM250 147V148H249ZM261 147V146H260ZM260 147H258V148H260ZM264 146L262 145V147L261 148H263ZM95 148V149H94ZM124 148V149H123ZM245 148V149H244ZM249 148V149H248ZM186 149V150H185ZM221 149V152L219 151ZM231 149V150H230ZM233 149L234 150H236V151H233ZM264 149V148H263ZM124 150V151H123ZM145 150V151H144ZM149 150V151H148ZM152 150V151H151ZM156 150V151H155ZM147 151V152H146ZM160 151H162L161 153H160ZM164 151V152H163ZM187 151V152H186ZM191 151V152H190ZM215 151V152H214ZM231 151V152H230ZM125 152V153H124ZM149 152V153H148ZM153 152H154V155H152L153 154ZM187 154H186V153ZM220 154H219V153ZM225 152V153H224ZM228 152H230V153H228ZM241 153H242V151H240ZM189 153V154H188ZM209 153V154H208ZM215 153V154H214ZM238 153V152H237ZM191 154V155H190ZM230 154V156L228 157V155ZM97 155V156H96ZM149 155H150V157H149ZM156 155V159L154 158V156ZM214 155V156H213ZM222 155V156H221ZM125 156V157H124ZM133 156V157H132ZM160 156V157H159ZM187 157V159H186V157ZM190 156V157H189ZM229 158H227V157ZM234 156V155H233ZM100 157V159H98ZM220 157H224V159L223 158H219ZM32 158V159H31ZM150 158V159H149ZM154 158V159H153ZM189 158V159H188ZM123 159V160H122ZM127 159V160H126ZM149 159V160H148ZM159 161H158V160ZM206 159V160H205ZM226 159V160H225ZM38 160V161H37ZM100 160V162H98ZM129 160V161H128ZM154 160L157 162H155L154 163ZM218 160V161H217ZM224 160V161H223ZM29 161H31V162H29ZM47 161H48V163H47ZM102 161H103V159H102ZM153 161V162H152ZM39 164H38V163ZM52 162V163H51ZM59 162L62 164L61 166H60V164H59ZM94 162V163H93ZM165 162V163H164ZM213 162V163H212ZM223 162V163H222ZM226 162V163H225ZM30 163L31 164H33V167H30ZM63 163H65L66 165H67V167H69V168H65L66 167V165L65 166H63L64 164ZM78 163L82 166V164H83V167H82V169L84 170H82L81 169V166L79 167H77V169H76V165H78ZM88 163H89V165H90V167H89V165H88ZM105 163V164H104ZM122 163V164H121ZM126 163V164H125ZM154 163V164H153ZM164 163V164H163ZM48 164V165H47ZM56 166V167H53L54 165ZM86 164V165H85ZM94 164H96L95 166V168L94 169H91V168H93V165ZM97 164H102V167H101V165L99 166V165H97ZM104 164V165H103ZM158 164H163L164 165V167H163V165H162V168H160V166L158 165ZM211 164V165H210ZM222 164V165H221ZM37 165H39V166H41V168L39 167V166H37ZM52 165V166H51ZM58 165H59V167L60 168H58ZM92 165V166H91ZM122 165H124V166H122ZM128 165V166H127ZM152 165H153V168H156V165L160 168H156L157 169V171H155V169H153L152 168V170H154V171H152L151 170V167H152ZM155 165V166H154ZM256 165V164H255ZM255 165H250V167H251V172H248V173H246L245 174V178L242 180V185H243V187L244 186H246V187H248L249 185L251 186V185H254V187L255 186H260V188H258V190H257V187H253L255 190H257V191H263L264 190V175H263V168H261V167H259L258 168V170L257 169H255V171H254V168L256 167V166H259V164H257L256 166ZM45 166V167H44ZM72 166H75L73 169H72ZM120 166V167H119ZM176 166V167H175ZM199 167V168H196V167ZM230 168H228V167ZM56 168V169H53V168ZM62 167V168H61ZM87 167V168H86ZM102 169H101V168ZM122 167V168H121ZM175 167V168H174ZM202 167V168H201ZM207 167V168H206ZM39 168V169H38ZM90 168V169H89ZM108 168V169H107ZM122 169L121 171L119 170V169ZM180 168V169H179ZM192 168V169H191ZM227 170H226V169ZM49 169V170H48ZM57 169H58V171H57ZM79 169V172H77V170ZM87 169V171H85ZM95 169H97V170H95ZM123 169H125V171L123 170ZM127 169V170H126ZM129 169V170H128ZM132 169V170H131ZM188 169H189V171H188ZM191 169V170H190ZM196 169V172L194 171ZM197 169H199L198 171H197ZM48 170V171H47ZM72 171V173L74 174H72L71 172H69V175H68V171ZM75 170V171H74ZM81 170V171H80ZM95 171V172H93V171ZM99 170V171H98ZM101 170V171H100ZM135 170V171H134ZM203 170V171H202ZM257 170V171H256ZM261 170V171H260ZM53 171H56V172H54V173H51V172H53ZM83 171V173L84 174H82L81 172ZM89 171H91L90 172V174H88V172ZM123 171V172H122ZM129 171V172H128ZM159 171H158V173H159ZM192 171H194L193 173L195 174V173H197V172H199L198 174L200 175V176H197V178L196 179H193L192 177H193V175H192ZM205 171V172H204ZM259 171V172H258ZM45 172H46V174H45ZM47 172H48V174H47ZM76 172H77V174H76ZM87 172V173H86ZM96 172H97V175H96ZM102 172V173H101ZM127 172V173H126ZM134 172V173H133ZM156 174H155V173ZM173 172V174H171ZM188 172H190V173H188ZM203 172V173H202ZM226 172V173H225ZM255 172V173H254ZM44 173V174H43ZM56 173V174H55ZM260 173H261V175H260ZM39 174H37V177H38V182L37 183H39V181H40V179H39V177L41 178V176L39 175ZM52 174V175H51ZM71 174V175H70ZM93 174V175H92ZM104 174V173H103ZM102 174V175H103ZM109 174H107V175H109ZM126 174V175H125ZM134 174V175H133ZM168 174V175H167ZM175 174H176V176H175ZM186 174L188 175V176H190V177H188V176H186ZM197 174V175H198ZM255 174V175H254ZM53 175H55V176H53ZM67 175V176H66ZM77 175V176H76ZM88 175V176H87ZM95 175V176H94ZM109 175V176H110ZM119 175V174H118ZM170 175H171V177L172 176H174V177H170ZM50 178H49V177ZM100 176V175H99ZM130 176H131V178H130ZM150 176L151 177H153V179L152 178H150ZM185 176V177H184ZM53 177V178H52ZM67 177V178H66ZM110 177H112V175L110 176ZM177 177V178H176ZM52 178V179H51ZM94 178L96 179V182H94L95 180H94ZM139 178V179H138ZM171 178V179H170ZM174 178V179H173ZM186 178V179H185ZM22 179V180H21ZM66 179V180H65ZM136 179V180H135ZM140 179H142L141 180V182L139 181ZM183 179V180H182ZM189 179V180H188ZM190 179H192V180H190ZM251 179V180H250ZM48 180V181H47ZM55 180H59L60 182L58 183L57 181V183L55 182ZM63 180V181H62ZM85 180H87V181H85ZM129 180L130 181H132L131 183H129ZM136 181V182H133V181ZM138 180V181H137ZM151 180V181H150ZM154 180H155V182H154ZM163 180V181H162ZM174 180V181H173ZM186 180V181H185ZM190 181V182H188V181ZM255 180V181H254ZM260 182H259V181ZM263 180V181H262ZM25 184L24 186L27 188V186H28V188L30 189V191H29V189L27 188H22L21 187V185L23 186V184H22V182ZM83 181H85V183L83 182ZM90 181V182H89ZM144 181H147V182H144ZM165 181V182H164ZM183 181L185 182V186H187V187H184V183H183ZM21 182V183H20ZM50 182H51V184H50ZM53 182V183H52ZM56 183V187H58L59 189H61V190H58V188H57V190H56V188H55V183ZM61 182L64 184V182H65V184H67L69 187L72 185L73 187H74V190H72L73 189V187H71L72 189H70L69 190V188H68V186L66 185V187H65V184L64 185H62L61 184ZM74 182V183H73ZM81 182H83V183H81ZM92 182L94 183V184H92ZM138 182V183H137ZM151 182V183H150ZM152 182H154V183H152ZM171 182H173L172 184H170ZM182 182V183H181ZM187 182V183H186ZM208 182H210V184L208 183ZM246 182V183H245ZM254 182V183H253ZM0 183H2L1 182V180H0ZM69 183H70V185H69ZM192 185H191V184ZM250 183V184H249ZM256 183H258V184H256ZM54 184V185H53ZM59 184V185H58ZM62 185V187H61V185ZM82 184H84L83 185V187H82ZM88 185V186H86V185ZM90 184V185H89ZM96 184V185H95ZM140 184V185H139ZM160 184V183H159ZM188 184V185H187ZM249 184V185H248ZM260 184V185H259ZM30 185H32V186H30ZM51 187H50V186ZM75 185V186H74ZM94 185V186H93ZM132 185V186H131ZM161 185V184H160ZM163 185V184H162ZM30 186V187H29ZM93 186V187H92ZM96 186V187H95ZM135 186V187H134ZM172 186V187H171ZM175 186V187H174ZM236 186V185H235ZM0 187H2V185H0ZM19 187L21 188V189H19ZM50 187V188H49ZM78 187V188H77ZM83 188L84 190H82L81 188ZM96 189H95V188ZM109 187V186H108ZM183 187L185 188L184 190H183ZM191 187V188H190ZM215 187V188H216ZM237 187H239L238 185H237ZM237 187H235V189L237 188ZM53 188H55L54 190H52L53 192H50L51 194L52 193H54L55 191H56V193L55 194H53L54 196L51 198V196H49V195H51L50 193L47 195V196H49V197H47V196H45L46 195V193L48 192V191H51L50 189H53ZM69 190L68 192H69V194H68V192L66 193V191H67V189ZM113 188V189H112ZM24 189V191L23 192H21V190H23ZM76 189V190H75ZM88 191L87 192V194L86 195H83V194H85V193H83V192H86V190ZM93 189H94V191H93ZM153 189H155V188H153ZM238 189V188H237ZM44 190V191H43ZM47 190V191H46ZM66 190V191H65ZM91 190V191H90ZM96 190H98V191H96ZM28 191H29V193H28ZM63 191V192H62ZM79 191H81V192H79ZM102 191V192H101ZM32 192V191H31ZM59 192H62V193H58ZM72 192V193H71ZM75 192V193H74ZM78 192L80 193V195H81V198L79 197V194H78ZM108 192V193H107ZM124 192V193H123ZM71 193V194H70ZM77 193V194H76ZM94 193V194H93ZM102 193V194H101ZM103 193H104V195H103ZM107 193V194H106ZM122 193V194H121ZM66 198H64L62 195ZM68 194V196L70 197V199L68 198V196H66ZM76 196H74V195ZM91 196H90V195ZM99 194H100V196H99ZM121 194V195H120ZM126 194V195H125ZM180 194V195H179ZM56 195H59V196H56ZM84 197H83V196ZM87 195H88V197H87ZM102 195V196H101ZM29 196V197H28ZM41 196H44V197H46V198H49V200L48 199H46V198H44L43 199V197H41ZM61 196H62V198H61ZM77 196H78V199L80 198V199H86L85 201H83V205L81 204V206H82V209L84 208V210H82L80 207L81 206H78L77 207ZM107 197V198H104V197ZM117 196V197H116ZM181 196V197H180ZM185 196V197H184ZM24 197H26V199L24 198ZM40 197H41V199H40ZM58 197V198H57ZM86 197V198H85ZM103 197V198H102ZM110 197V198H109ZM156 197V198H155ZM158 197H159V199H158ZM189 197H190V199H189ZM30 199V201H28L29 199ZM50 198H51V200H50ZM55 198V199H54ZM63 199L62 201H64V199L65 200H67V198L69 199V200H67V201H70V202H62L61 201V199ZM113 198V199H112ZM155 198V199H154ZM46 199V200H45ZM57 199V201L55 202V200ZM59 199H60V201H59ZM77 199V200H76ZM89 199V200H88ZM107 199V200H106ZM109 199V200H108ZM154 201H153V200ZM156 199H158V201L156 200ZM161 199V200H160ZM175 199V200H174ZM183 199V200H182ZM189 199V200H188ZM10 200H12L11 198H10ZM49 201V204H48V201ZM74 200V201H73ZM104 200H105V203H104ZM111 200H113V201H111ZM125 200H126V202H125ZM156 200V201H155ZM12 201H15V200H12ZM43 201V202H42ZM50 201H51V203H50ZM55 202L54 204H55V206L57 207H55L54 206V208L52 207L53 205V203L52 202ZM71 201H73V202H71ZM79 201V200H78ZM102 201V202H101ZM110 201V202H109ZM154 203H153V202ZM172 201H174V202H172ZM184 201H186L185 203H184ZM191 201V202H190ZM193 201V202H192ZM23 202V203H22ZM40 202H41V204H40ZM47 204H46V203ZM59 202V203H58ZM75 202V203H74ZM113 202H115V203H113ZM155 202H156V204H157V206L154 208V207H151L153 204H155ZM158 202V203H157ZM190 202V203H189ZM202 202V203H201ZM9 203V202H8ZM14 203V202H13ZM43 203V204H42ZM63 204V206H61L62 204ZM67 203H68V205H67ZM103 204V205H101V204ZM121 203V204H120ZM187 203V204H186ZM204 203V204H203ZM225 203V204H224ZM14 204H16V203H14ZM36 205V206H34V205ZM40 204V205H39ZM60 204V205H59ZM73 204H75V206L73 205ZM99 204L101 205V206H99ZM105 204V205H104ZM165 204V205H164ZM168 204V205H167ZM177 206H176V205ZM196 206H195V205ZM2 204H0V206H1ZM39 205V206H38ZM44 205V210H43V206ZM45 205H46V207H45ZM50 206L49 208H48V206ZM52 205V206H51ZM68 206L69 208L72 206V212H70L71 210H68L69 208L68 207H66V206ZM113 207H112V206ZM171 205V206H170ZM193 205V206H192ZM241 205H244L243 203H241ZM63 208V211H60L62 208ZM64 206H65V209L68 211H66L65 209H64ZM98 206V207H97ZM107 206V207H106ZM175 206V207H174ZM189 208H188V207ZM58 207H60V208H58ZM75 207V208H74ZM77 207V208H76ZM112 207V208H111ZM164 207L166 208V207H170V208H166L167 210L165 211V209H164ZM187 207V208H186ZM193 207V208H192ZM196 207V208H195ZM73 208H74V210H73ZM111 208V209H110ZM150 209V211H149V209ZM157 208V209H156ZM173 208V209H172ZM204 208V209H203ZM6 209V210H5ZM46 209H48V210H46ZM51 209H53V211H55V212H57V213H55V212H53L54 213V215H55V218L53 217H51L48 213H50V214H52L50 211H51ZM54 209H56V210H54ZM71 209V208H70ZM76 209V210H75ZM79 210V213L77 212L78 210ZM97 211H96V210ZM162 209V210H161ZM169 209V210H168ZM225 209V210H224ZM9 210V213L7 214V211ZM38 210V211H37ZM59 210V211H58ZM82 210V211H81ZM101 210V211H100ZM109 210V211H108ZM151 210H152V213H151ZM158 210V211H157ZM193 210V211H192ZM207 210V211H206ZM66 211V212H65ZM74 211H75V213H78V215H80V216H76V214L74 213ZM81 211V212H80ZM94 211L96 212V214H94ZM99 211V212H98ZM105 211V212H104ZM157 211V212H156ZM163 211H165L164 213H163ZM191 211H192V213H191ZM208 212V213H206V212ZM37 212H38V214H37ZM61 212H62V214H63V212H65V213H72V214H74V216L72 215V214H65L66 216H63V215H61ZM104 212V213H103ZM172 212V213H171ZM198 212H201V213H204V214H202V216L200 215L201 213H198ZM212 212V213H211ZM7 215H6V214ZM10 213H12V217L9 215ZM43 214L42 216V219H41V215L40 214ZM100 213V215H98V214ZM114 213L116 214V216L114 215ZM155 213V214H154ZM196 213H198V216L200 217H198L197 215H196ZM209 213H210V215H209ZM220 213H222V214H220ZM224 213V214H223ZM19 214V217L17 216ZM57 214V215H56ZM104 214V215H103ZM154 214V215H153ZM195 214V215H194ZM47 215H48V219L46 218L47 217ZM53 215V214H52ZM142 215V217H141V221H140V216ZM144 215H146V216H144ZM14 216H16L17 218H15ZM57 216V217H56ZM63 217V219H65L67 216L69 217H71L70 219L67 217L66 218V220L68 221H65V220H63V219H61V221L63 222L64 221V223L63 224H61L62 222L60 221V219H58V217ZM96 216V217H95ZM99 216V217H98ZM108 216V217H107ZM113 216V217H112ZM148 216V217H147ZM152 216V217H151ZM206 216V217H205ZM6 217V218H5ZM45 217V219H43ZM50 217L52 218V219H50ZM79 217V218H78ZM110 217H112V218H114V220L112 219V218H110ZM117 217V218H116ZM10 218V219H9ZM93 218V219H92ZM119 218V219H118ZM128 218V217H127ZM145 218V219H144ZM176 218V217H175ZM198 218V219H197ZM203 218V219H202ZM204 218H206V219H204ZM224 220H223V219ZM232 218V219H231ZM17 219H19V220H17ZM21 219V220H20ZM59 220V222H61V223H59L58 224V222H56L57 220ZM77 219L79 220V221H77ZM103 219V220H102ZM121 219H123V220H125V221H123V220H121ZM176 219H178V218H176ZM222 219V221H223V225L222 224H220V223H222V221L221 222H218V221H220ZM6 220V221H7ZM27 220V221H26ZM44 220H45V222H46V224L44 223ZM52 220H54V224L52 223L51 224V221ZM73 220H75L76 222H74L75 223V225H76V227L74 226V227H70L71 226V224H73V222L72 221ZM94 220H95V222H94ZM101 220V221H100ZM165 220V221H164ZM218 220V221H217ZM232 220V221H231ZM234 220V221H233ZM20 221V222H19ZM23 221H24V223H23ZM47 221H48V223L50 224V225H48L47 224ZM50 221V222H49ZM72 223H71V222ZM97 221V222H96ZM104 223H103V222ZM113 221V222H112ZM117 221V222H116ZM120 221H121V223H122V221H123V225L122 224H120ZM160 221V222H159ZM194 221V222H193ZM197 221V222H196ZM29 222H30V224H29ZM53 222V221H52ZM55 222H56V224H55ZM70 222V223H69ZM78 222V223H77ZM79 222H81V223H79ZM163 222V223H162ZM165 222H166V224H165ZM170 222V223H169ZM211 222H213V223H211ZM225 222V223H224ZM66 223H67V225H70L69 227L70 228H75V229H73V230H75L73 233L71 232L72 230L70 229V232L68 233V231L67 230H69L68 229V226L66 225ZM97 223V224H96ZM113 223H115V224H113ZM118 223V224H117ZM216 223H219L220 225H218V224H216ZM28 224L30 225V226H28ZM79 224V225H78ZM104 224V225H103ZM108 224H113L112 225V227H111V225H108ZM120 224V225H119ZM125 224H127L128 226H126ZM172 226H171V225ZM174 224V225H173ZM192 224V225H191ZM207 224V225H208ZM227 224V225H226ZM47 227H45V226ZM51 225L54 227V225L56 226L55 228H53V227H51ZM66 225V226H65ZM105 225H107V226H105ZM119 225V226H118ZM168 225V226H167ZM192 227H191V226ZM203 225V227L204 228H206V226L204 225V224H202ZM217 225V226H216ZM226 225V226H225ZM261 225V224H260ZM259 225V226H260ZM263 226H264V222H263V224H262ZM261 225V226H262ZM44 226V227H43ZM60 226H61V228H60ZM86 226V227H85ZM117 226V227H116ZM122 226V227H121ZM131 226V227H130ZM161 226H162V228H161ZM164 226V227H163ZM166 226V227H165ZM183 226H185L186 227V225H183ZM224 226V227H223ZM261 227L262 229L264 228V227ZM25 227V228H24ZM28 227V228H27ZM29 227H31V229L29 228ZM36 228V230H35V228ZM63 227H64V229H63ZM65 227H66V230H65ZM83 227V228H82ZM85 227V228H84ZM103 227H105V228H103ZM161 228V230H160V228ZM175 227V228H174ZM191 227V228H190ZM215 227V228H214ZM217 227V228H216ZM219 227V228H218ZM33 228V229H32ZM40 228H42V229H40ZM62 229L63 231L61 232V230L60 229ZM87 228V229H86ZM93 228V229H92ZM123 228V229H122ZM131 228V229H130ZM157 228V229H156ZM163 228H165V230H166V233L168 234V233H171L170 235H167V234H165L164 233V235H165V237H164V235H163V233H159L160 231H162L163 230ZM177 228H179V229H177ZM20 229V230H19ZM25 229H30V231L28 232V231H26ZM76 229H78V230H76ZM86 229V230H85ZM98 229V230H97ZM111 229V231H109ZM119 229H120V231H119ZM125 229V230H124ZM191 229V230H190ZM232 229H227L228 231V234H231L232 233V235H233V232H231V231H233ZM24 230H25V232H28V233H30L31 232V230H32V232L30 233V234H28V235H26L27 233H25L24 234ZM39 230L41 231V232H39ZM66 231V233H68V234H71V237L69 236V235H67V238H66V242H64V243H67V244H65L64 246H63V248H64V251H67V253L66 252H64V251H62L63 250V248H62V246H61V244L63 245V241L62 240H64L65 238H64V235L63 234H65V231ZM93 230V231H92ZM160 230V231H159ZM165 230H163L164 232H165ZM169 230H171V231H169ZM178 230V231H177ZM190 230V231H189ZM247 230V231H246ZM257 230V229H256ZM255 230V231H256ZM264 230V229H263ZM22 231H23V233H22ZM36 231V232H35ZM54 231H50V232H53L54 233ZM77 231V232H76ZM97 233H96V232ZM114 231V232H113ZM117 231H119V233L117 232ZM129 231V233H130V235H129V233H127ZM162 231V232H163ZM168 231V232H167ZM173 231H175V232H173ZM204 230H203V228H202V230L200 231H198V234L200 233L201 234V232H203ZM242 231V232H241ZM251 231V232H250ZM19 232H21V234L19 233ZM89 232V233H88ZM93 232H94V234H93ZM111 233V234H108V233ZM117 232V233H116ZM135 232V233H134ZM221 232H223V231H221ZM221 232H220V234H221ZM240 232V233H239ZM247 232H249V233H247ZM33 233H34V235H33ZM38 233V234H37ZM61 233V234H60ZM63 233V234H62ZM174 233V234H173ZM185 233V234H186ZM35 234H37V236H35ZM44 234H46V233H44ZM83 234V235H82ZM97 234V235H96ZM102 234H103V236H102ZM106 234H108V235H106ZM178 234H181L180 232L178 233ZM177 234V235H178ZM198 234L196 235V237L198 236ZM217 235L218 237H220L221 235ZM248 235V237H247V235ZM264 234V233H263ZM66 235V234H65ZM93 235V236H92ZM105 235V236H104ZM115 235H117V236H115ZM163 235V236H162ZM167 235V236H166ZM182 235V234H181ZM244 235V236H243ZM251 235V236H250ZM56 236V237H55ZM86 236V235H85ZM85 236H84V239H81V240H85L86 238H85ZM108 236V237H107ZM113 236V237H112ZM178 236H180V235H178ZM46 237V236H45ZM47 237H48V235H47ZM66 237V236H65ZM72 238L71 240H70V238ZM105 237H106V239H105ZM181 237V236H180ZM246 237V238H245ZM29 237H27V239L25 238V240H28V242H29V239H30ZM61 238V239H60ZM64 238V239H63ZM108 238V239H107ZM110 238V239H109ZM176 238H177V236H176ZM248 238V239H247ZM251 238V239H250ZM60 239V240H59ZM67 239H69V240H67ZM113 239V240H112ZM164 239V240H163ZM178 239V238H177ZM242 239H243V241H244V243H243V241H242ZM246 239H247V241H246ZM262 239H264V235L262 236V238H260V241H261V244H263V246H264V240H262ZM73 240V241H72ZM101 240V242L104 244V242L106 243V244H99V243H101V242H99ZM103 240V241H102ZM105 240V241H104ZM110 240V241H109ZM106 241H108V242H106ZM253 241V242H252ZM57 242H62L61 244L59 243V245H58V243ZM96 242H99L98 244L96 243ZM122 244H121V243ZM188 242V243H187ZM227 242H229L230 243V239L229 240H226V241H224V243H223V241H219L218 242V245L219 244H228ZM254 242H256V243H254ZM49 243V244H48ZM178 243H179V241H178ZM181 243V242H180ZM245 243V244H246ZM30 244H31V246H30ZM47 244V245H46ZM97 244V245H96ZM169 244H172L173 245V247L175 248H177L178 250H176V248H175V251H174V248L172 247V245H169ZM244 244V245H245ZM253 244H254V246H253ZM29 248H31L32 246H34L32 243H30L29 242V244H26ZM111 246V247H110ZM171 246V247H170ZM262 246V247H263ZM74 247H76V245H74ZM74 247H72V248H74ZM104 247H106V248H104ZM108 247V248H107ZM244 247V246H243ZM33 248H35V246L33 247ZM58 248V249H57ZM96 248H98L97 250H96ZM102 250H100V249ZM165 248V249H164ZM188 248V249H187ZM214 248V247H213ZM212 247H210L209 249H205V250H203V249H201V250H203V254H202V251L201 250H199V251H201V252H199V253H201L202 255H203V257H204V254L205 253H208L207 255H209V257L207 256H205L207 259L208 258H210L212 255H215V253H218L217 251L216 252H214L215 251V248L213 249ZM43 249V250H44ZM62 249V250H61ZM66 249H68V247L66 248ZM95 249V250H94ZM211 249H213V250H211ZM19 250L20 249H18V251H16V253H17V255L18 254H20L19 256H20V260H22L21 258H23V257H25L26 256V254H24L26 251H24V250H20L21 251V253L22 252H24L23 254L25 255H23V254H21L20 252H19ZM43 250H42V255L44 256L45 254L48 256V251H47V253L45 252H43ZM69 250V249H68ZM101 251L100 253H101V255H100V253H98L97 251ZM45 251V250H44ZM62 251V252H61ZM115 251H116V254H115ZM125 251V252H124ZM164 251V252H163ZM190 251V252H191ZM204 251H205V253H204ZM207 251V252H206ZM211 251H213V253H211ZM41 252V251H40ZM94 252H96V253H94ZM105 252V253H104ZM117 252H119V253H117ZM211 254H210V253ZM15 253V254H16ZM44 253V254H43ZM63 253H65V254H63ZM100 255H98V254ZM102 253H103V255H102ZM121 253H123V257H122V255H121ZM199 253H197V254H199ZM65 255V257L63 256V255ZM118 254V255H117ZM175 254V253H174ZM174 254H172V257H173V255ZM30 254L28 253V256H29ZM37 255H38V257H37ZM41 255V253H37L36 254V257H34L35 256V254H34V256L33 255H30V257L33 259H35V260H37L36 262H34L35 260L33 259V261L31 260V262H34L35 264H41V260H42V258L41 257H43L42 255ZM68 255V256H67ZM90 255V256H89ZM95 255V256H94ZM104 255H106L105 257H104ZM109 257H108V256ZM135 255V256H134ZM166 255H167V257H166ZM263 256H262V259H261V261L259 262V264H263L264 262V252H263V254H262ZM16 256V255H15ZM40 256V257H39ZM92 256L94 257L93 259H92ZM97 256H99V257H97ZM103 258H102V257ZM215 256H217V255H215ZM214 256V257H215ZM221 256V255H220ZM220 256H218L219 257V259H220ZM16 257H18V256H16ZM28 258L27 256H26V259L28 258V261H30V259L31 258ZM61 257L63 258V259H61ZM67 257V258H66ZM80 257H83V259L82 258H80ZM89 257V258H88ZM117 257V258H116ZM121 257L122 258H124V257H126L127 258V260H128V258H130L131 259V261H130V259L127 261L126 259H122L121 260ZM164 257H166L165 259H164ZM205 257L203 258V259H205ZM218 257L217 258H213V259H211L210 258V260L208 261L207 259H205L206 261L205 262H207L208 264H214V260H218ZM37 258H39V259H37ZM84 258H86V259H84ZM2 259H3V257H2ZM12 259V258H11ZM10 259V261H11V264L12 263H17V264H19L18 262H17V260L18 261H20L19 260V257L16 259L15 258V261L16 262H14V259H12L11 260ZM23 259H25V258H23ZM41 259V260H40ZM77 259V260H76ZM79 259L81 260V261H79ZM87 259L90 261V262H88L87 261ZM91 259V260H90ZM120 259V260H119ZM157 259H158V261H157ZM172 259V258H171ZM171 259H167V260H171ZM74 260H76V262L74 261ZM93 260H95V261H93ZM98 260V261H97ZM140 260V261H139ZM212 260V261H211ZM23 261V260H22ZM22 261H20V264H26V263H24L25 262V260H24V262L22 263ZM39 261H41V262H39ZM52 261H53V263H52ZM55 261V262H54ZM79 261V262H78ZM92 261H93V263H92ZM122 261V262H121ZM123 261L125 262V263H123ZM136 261V263H134ZM145 261V262H144ZM211 261V262H210ZM218 261H221V260H218ZM30 262V263H31ZM49 261H48V263H50ZM99 262V263H98ZM102 262V263H101ZM106 262V263H105ZM132 262V263H131ZM141 262V263H140ZM165 264L167 263V262H165V261H163ZM169 262V261H168ZM216 263L215 264H218V262L217 261H215ZM29 262L27 263V264H30ZM163 263V264H164ZM207 263H204V264H207ZM222 262H220L219 264H221ZM60 264H64L63 263V261L60 263Z\"/></svg>","mask_w":264,"mask_h":264},{"label":"snow or ice","instance_id":"obj_3","mask_svg":"<svg viewBox=\"0 0 264 264\" xmlns=\"http://www.w3.org/2000/svg\"><path fill=\"white\" fill-rule=\"evenodd\" d=\"M18 79H22V77H17Z\"/></svg>","mask_w":264,"mask_h":264}]
</instances>
